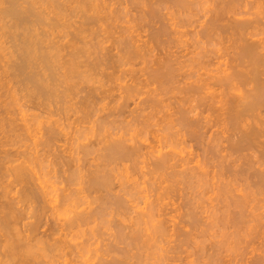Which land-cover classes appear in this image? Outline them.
Wrapping results in <instances>:
<instances>
[{"label":"rangeland","instance_id":"1","mask_svg":"<svg viewBox=\"0 0 264 264\" xmlns=\"http://www.w3.org/2000/svg\"><path fill=\"white\" fill-rule=\"evenodd\" d=\"M1 1V0H0ZM60 1V3L61 2H63V5L62 6H64L63 8H64V10L62 9V12L64 13H61L59 16H57L58 15V13H56L57 11H56V9H55V11L53 10L54 8H50L48 5H46L45 3H44V7H46V11H47V13L49 12L50 13V16L51 17H56V21H58L60 18V20L58 21V23L56 24V26H57V28H56V26L54 27L53 25H52V27L50 28V25H49V28L51 29H49L48 27H43V30L41 29L42 27H40V29L42 30V31H46L48 34L50 33L51 34V36H50V34H49V36H48V41L50 40V47L51 46H53V45H56L57 44V46L58 47H60V46H62L60 49V51H61V57L63 58V60L65 61H69L71 58V55H72V53L73 52H75L76 51V49L77 50H79L78 48H86L85 49V51L87 50V49H89V50H87V52H85L84 54H86V55H84L83 54V52H84V49H83V52H82V54L83 55H81L82 57L79 59L80 60V62L82 61L84 64L86 63V65L84 66V64H81L84 68H81V70L82 69H84L83 71H84V73L87 71V69L88 70H90V71H87L86 73H89L88 75H90V76H88V80L86 81V80H83V79H81V81L79 80L78 81V79L76 80V81H74L75 83H77V89L75 88V90H73V94L71 93V94H69V95H66V98H64V99H61V101H58L57 99H55L57 102H54V101H47V100H44L43 98H37V97H34V99H33V97H32V95L30 94V92L27 90L28 88L27 87H25L24 85H22L21 83H18L16 80H18L16 77H14V78H12V75L14 76V74H11L12 73V71L10 72L9 71V69H8V67L11 65V61H13L14 60V57H13V59L11 58V57H9V55L11 54L12 55V53L11 52H13L14 50V40L13 39H11V37H10V35L8 34V36H4L3 37V35L4 34H7V32L5 33L3 30H0V31H3L4 32V34H1L0 36H1V39H2V44H0L1 46H2V50H1V48H0V62H2V63H0V94H3V96H1L0 95V118H2V120L0 119V158L1 157H3L5 154H4V152L3 151H8L9 153H13L14 155H15V157H14V160H16L15 162L16 163H18V164H16L15 163V165H14V163L13 164H6L5 166L9 169V167H11V166H16V165H19V164H23L24 163V165H25V167L27 166V168H28V170H30V178H32V179H30L29 181H31V184L30 185H34L35 184V188H39V187H45V191H47V192H49L50 190H52L53 188H54V185H55V188L53 189L54 191L52 192V194L50 195V196H47L48 198L47 199H49V198H51V197H53L54 199H55V202H52V201H50L49 200V202H51L52 204H50V203H47L46 204V206L45 207H47V209H46V212L48 213V214H46V216H47V219L45 218V220L44 221H42V226H41V228H40V230H38V232L40 231L41 233L42 232H44V231H42V230H46V232H48L50 229H48V228H51V227H48V225H51V222L52 223H54V224H52L53 226L52 227H55V225L56 224H59L57 221L59 220V222L60 223H64V222H66V220H70L74 215H75V213L76 212H80V211H84V210H89L90 209V207L91 208H97L96 210L94 209V215L95 216H99V218H100V215H98V214H102L103 213V211H104V208H106L104 205L106 204V205H108L109 203H110V206H112V208L111 209H109L110 208V206H109V208L108 209H105V211H106V213H105V215H107V216H104L105 218H104V220L102 221V219L103 218H100V220L99 221H97V222H94V225L93 224H91V226H90V224L89 225H85L84 226V229H83V231L81 232L79 229H81V228H78V229H76V231H74L72 234H69L70 236H68L66 239H67V241L68 240H71V245H77V243L79 244L78 246H80V244H81V246L79 247V249L78 248H76L75 250H77V251H75L73 248H74V246L72 247V253L73 254H71V253H67L66 255H59V256H56V258H54V262H53V264H65L66 263V261H67V263L66 264H78V263H83V264H85V263H87V264H100L101 262H102V264H108L109 263V261L111 260L112 261V264H114V262L116 263V259L114 260V258L115 257H118V256H116V255H120V256H126V257H133L134 255H136V254H138L139 255V258L141 259V260H143V261H141V260H137L136 261V258L135 257H133V260H131V262H130V260L128 261L129 262V264H136V262H137V264H139V262H141V264H162V263H165V264H203V262L205 263V261L207 260L208 261V259L210 258V254L212 255V254H217V253H215V250H216V248L215 247H213L214 245L216 246V244L217 243H220L221 244V241H224V240H228V242L230 241H233L234 239H233V234H232V232H234L235 230L231 227L232 225H230L229 227H230V229H229V227H228V225H227V227H225V226H223V225H221V224H224V223H219V222H217V223H219V225H217L216 223V225L214 224V227H212V225H210L211 227H212V230H211V227L209 226V224L210 223H212L213 221V219H214V214H213V206L215 205V207H217V205L219 204L220 206H218L217 208L219 209V210H216L215 208H214V211H217L218 213L219 212H222V211H220V209L222 208L221 207V205H223V204H220V203H218V202H220V199H219V201L218 200H214V197H216V196H214V194H213V188L212 187H210L209 188V191H212V192H209L208 193V191L206 190L205 192H203V194L204 193H206V194H204V198L201 196V190L202 189H200V187H199V189H197V190H200V191H197V190H193V189H190L187 185H186V183H184V182H180L179 183V186H177L178 185V183H177V185H176V183H174V180L172 179V178H170L169 176L171 175V171H178V169L180 170V168H175V169H170V170H168L167 169V172H165L164 170L163 171H158V172H160V173H158V172H156V174H152V171L154 170V165H153V167L151 166L153 163H154V160H155V158L154 157H152V155L151 154H149L151 151L150 150H152V148H157L158 150L160 149V150H162L163 148V150L166 152L167 150H170L171 148H172V150L174 149V151L177 153V152H180V154H181V151L183 152L182 153V156L185 154V158H187V157H189V156H191V157H193L194 159H196L195 160V162L197 161V160H199V158H200V160L201 161H204L205 159H207V156H208V158L210 157V155L209 154H206L207 152V148L209 147V146H218L217 148L219 149V152H218V154L219 155H224V154H227V155H230V154H234V153H230L231 152V150L229 149H227L228 148V145L229 144H231V143H235L234 141H235V139L240 135L239 133H237V131H236V135H233V134H235V132L232 130H230V131H226V133H224L225 131L224 130H222V128L223 129H225L226 130V128H229V127H224L225 125H222V124H219V128L217 127V126H215V128L213 127V128H211L210 130L212 131H210L209 130V128L208 129H206V130H209V131H207L206 132V134L203 136V139H196L195 137H193V135L190 133V131H188V132H185L186 130H184V131H182V129H181V126H179L180 124H178V122H177V119L179 118V113H178V111H177V109H179L180 110V108H181V105L182 106H187V104H189L190 102H185V99H181L182 97L184 98H186L187 97V95L186 96H183L184 94L183 93H179L180 91H182L183 90V88H184V85H185V81L187 80V79H184L183 78V76H179V75H182V74H188V73H193V71L191 70V69H193L194 68V64H193V66H192V62L190 61H188L187 62V56H188V53H189V51H190V53L191 52H203V51H207L208 49V51H217V53L218 54H222L223 52V54H222V56H223V58H222V56H221V60H219V61H225V59H226V61L227 60H229L230 61V55H234L235 53H236V51H235V53H234V50H236V46H235V44H237V43H235L234 44V46H233V43H234V40H232L233 38H231V37H229V36H231V35H229V36H226L227 38H231V40L233 41V42H231L230 41V39H227L225 36H224V39L221 37V40H219L220 41V43H214V45H211V44H204V43H202L201 45H200V47H197V46H195V48L194 47H191L193 44H194V42H192L195 38H197V37H195L194 38V35L196 34V32H198L199 30H201V28H202V26H198V25H204V24H202L203 22H205V21H207V18H208V15H210V14H208V10L212 7V5L210 4V6L211 7H209V4H205V0H201V2L202 1H205L204 3L202 2V5L204 4V6H201V4H197L196 6H194L195 8H193V10H191L192 11V13H190V14H188L189 16L188 17H184L185 18V20L186 21H188L189 22V24L191 23V26L188 24V22H186V26L185 25H182L181 27H179L178 28V26H180V24L178 25V26H176V25H174L173 24V22L175 23V24H177V22L179 23V22H181V20H184V18L182 19L181 17L182 16H180V15H178L180 12H178V10H177V8H175V6H173V5H170V6H168V4H165L166 6H168V7H165V5H164V7L163 6H161L159 3H158V1L156 2V1H153V0H99V2H96V4L97 3H99L98 4V6H100L98 9H96V8H94V9H96V10H98V11H96V14H95V10L92 8V9H90V11H89V7L88 6H85L86 8H84V5H85V3H87V5H89V4H91V5H89L90 6V8L92 7V2H91V0H89L90 1V3H88V0H84L85 2H84V5H82V3H83V0L81 1V0H79V1H81V2H79L78 0L76 1V0H59ZM87 1V2H86ZM94 1V0H93ZM95 1H97V0H95ZM95 1H94V4H95ZM140 2V3H138V2ZM146 1V2H145ZM246 1H248V0H246ZM252 0H249V3L251 2ZM253 1H255V0H253ZM65 2H70V3H65ZM74 2V3H73ZM152 2V3H151ZM153 2H156V4H158L157 6L155 5V3H153ZM198 2V1H197ZM65 3V4H64ZM75 3H77V4H75ZM79 3H81V4H79ZM107 3V4H106ZM117 3V4H116ZM145 3V4H144ZM148 3V4H147ZM252 3H254V2H252ZM48 4V3H47ZM62 4V3H61ZM102 4V5H101ZM135 4V5H134ZM0 5H1V3H0ZM67 5V6H66ZM79 5H81V7H83V10H84V14H83V10L81 9H79V8H81ZM104 5H105V7H104ZM107 5H109V6H107ZM140 5H142V7H141V9H140ZM153 5V6H152ZM1 6H3V5H1ZM43 6H39V7H41V8H43V10H44V7ZM52 6V5H51ZM69 6V7H68ZM77 6H79L78 8H77ZM107 6V7H106ZM114 6V7H113ZM135 6H137V7H135ZM146 6V7H145ZM159 6V7H158ZM205 6H208V7H205ZM249 7H247V6H242L241 7V9H245V10H248L247 12H249L250 10L252 11V9L254 10L255 8H256V6L257 5H253V6H255V8H252V9H250L251 8V3H250V5H248ZM252 6V7H253ZM23 7V8H22ZM27 7V8H26ZM48 7V8H47ZM66 7V8H65ZM70 7H72V8H70ZM109 7V8H108ZM118 8V9H116V8ZM119 7H121V8H119ZM170 7V8H169ZM246 7H247V9H246ZM1 8V7H0ZM3 8V7H2ZM21 8L24 10H27L28 8H29V4L27 5V3H26V5L25 4H23V5H21ZM49 8H50V10H49ZM68 8V9H67ZM106 8H107V10L109 11H107L106 10ZM130 10L129 12H128V9ZM157 8V9H156ZM174 8V9H173ZM207 8H208V10H207ZM48 9V10H47ZM51 9H52V11H51ZM71 9V10H70ZM74 9V10H73ZM78 9V10H77ZM117 11H116V10ZM122 9V10H121ZM144 9V10H143ZM146 9V10H145ZM161 9V10H160ZM2 9H0V11H1ZM66 10H68V11H66ZM75 10H77L76 12H75ZM102 10V11H101ZM127 10V11H126ZM153 10V11H152ZM158 11L159 10V12L158 13H160V14H156V16L154 15V13H152V12H154V11ZM245 10H244V12H245ZM257 10V8L255 9V11ZM65 11L67 12V13H65ZM75 13H74V12ZM82 11V12H81ZM85 11H86V13H85ZM89 13H88V12ZM94 13H93V12ZM104 11V12H103ZM107 11V13H105ZM113 11V12H112ZM125 11H126V16L124 15L125 14ZM138 11H140V12H138ZM145 11V12H144ZM149 11V12H148ZM151 11V12H150ZM175 11V12H174ZM204 11H205V13H204ZM207 11V12H206ZM255 11H252V12H255ZM55 12V13H54ZM69 12V13H68ZM79 12V13H78ZM110 12H112V13H110ZM114 12H115V14H114ZM118 12H119V16H118ZM122 12V13H121ZM244 12L242 13V14H244ZM1 13V12H0ZM48 13V14H49ZM74 13V14H73ZM88 13V14H87ZM98 13V14H97ZM144 13V14H143ZM182 13H184V12H182ZM63 14V15H62ZM66 14V15H65ZM72 14V15H71ZM81 14V15H80ZM85 15L86 14V16L87 17H83V15ZM105 15V16H103V15ZM109 14V15H108ZM153 14V15H152ZM208 14V15H207ZM242 14L239 16V15H237V17L236 18H238L239 17V19H240V17L241 18H244V16H247V18L249 17V19H252L253 18V14H252V18H251V15H250V13H249V15L247 14V15H244V16H242ZM62 15V16H61ZM65 15V17H64V20L62 19L63 18V16ZM68 15V16H67ZM72 17H71V16ZM77 15H79L78 16V18H77ZM92 15H94V16H92ZM129 15V16H128ZM133 15H136V16H133ZM141 16V17H139V16ZM143 15V16H142ZM207 16V18L206 17H204V16ZM61 16V17H60ZM114 18H112V17ZM118 16V17H117ZM125 16V17H124ZM145 16V17H144ZM154 16V17H153ZM158 16V17H157ZM167 16V17H166ZM173 16H174V18H173ZM177 16V17H176ZM180 16V17H179ZM74 17H76L75 18V21H74ZM94 18V19H92V18ZM95 17H97L96 19H95ZM102 17V18H101ZM108 19H107V18ZM132 17V18H131ZM144 17V18H143ZM166 17V18H165ZM168 17H169V19H168ZM171 17V18H170ZM70 18V19H69ZM82 18H83V20H82ZM101 18V19H100ZM103 18L105 19L106 18V21H104L103 20ZM116 18V19H115ZM119 18H121L120 20H119ZM154 18H156L155 20H153ZM202 18V19H201ZM246 18V17H245ZM246 18V19H247ZM78 19V20H77ZM118 19V20H117ZM133 19V20H132ZM141 19V20H140ZM143 19V20H142ZM146 19V20H145ZM147 19H148V22H147ZM158 19H159V21H158ZM161 19V20H160ZM173 19V20H172ZM204 19H205V21H204ZM1 20L2 19H0V24H1ZM55 20V19H54ZM82 20V21H81ZM100 20V21H99ZM109 20V21H108ZM111 20V21H110ZM113 20L115 21L114 23H112L113 22ZM132 20V21H131ZM165 20V21H164ZM171 20H172V22H171ZM178 20V21H177ZM198 20V21H197ZM200 20V21H199ZM4 22H2V23H4V24H8V23H5V21L6 20H3ZM67 21V22H66ZM80 21V22H79ZM84 21V22H83ZM108 21V22H107ZM117 21H119L118 23H116ZM127 21V22H126ZM130 21V22H129ZM137 21V22H136ZM141 23H140V22ZM149 21H150V23H149ZM170 21V22H169ZM176 21V22H175ZM201 21H203V22H201ZM10 24H11V22L10 21H8ZM71 22H73V23H71ZM103 22V25L101 24ZM123 22H125V23H123ZM134 22V23H133ZM139 22V23H138ZM199 22V23H198ZM67 23V24H66ZM76 25H75V24ZM90 25H89V24ZM108 23V24H107ZM122 23V24H121ZM126 23H127V25H126ZM145 23H147V25L145 24ZM166 25H165V24ZM169 23H170V25H169ZM198 23V24H197ZM201 23V24H200ZM81 24H83V25H81ZM93 24V25H92ZM104 24H106V25H104ZM117 24V25H116ZM155 24V25H154ZM158 24V25H157ZM164 24V25H163ZM171 24H172V26H171ZM2 25V24H1ZM64 25H66V26H64ZM69 25V26H68ZM72 25H73V27H72ZM81 25V26H80ZM109 25V26H108ZM119 25V26H118ZM123 25V26H122ZM197 25V26H196ZM7 25H5V27H6ZM9 26V25H8ZM42 26H44V25H42ZM45 26H47V25H45ZM59 26V27H58ZM61 26V27H60ZM65 27V29H63L64 27ZM75 26V27H74ZM93 26V27H92ZM112 26V27H111ZM149 26V27H148ZM162 26H164V28H169L170 29V31H172V32H168L167 31V28L166 29H164V31H163V27ZM176 26V27H175ZM184 26V27H183ZM2 27H4V25H2ZM85 27V28H84ZM96 27V28H95ZM98 27H100L99 29H98ZM115 27V28H114ZM117 27V28H116ZM121 27V28H120ZM127 27V28H126ZM156 27V28H155ZM197 27V28H196ZM199 27H200V29H199ZM1 28V27H0ZM47 28V29H46ZM53 28V29H52ZM68 28V29H67ZM74 28V29H73ZM91 28V29H90ZM93 28V29H92ZM103 28V29H102ZM110 28V29H109ZM123 28V29H122ZM124 28H125V30H124ZM172 28H173V30H172ZM185 28V29H184ZM196 30H195V29ZM2 29H4V28H2ZM113 29V30H112ZM129 29V30H128ZM168 29V30H169ZM177 31H176V30ZM182 29V30H181ZM4 30H6V28L4 29ZM64 31L63 33H62V31ZM70 30V31H69ZM79 30V31H78ZM82 30V31H81ZM86 30V31H85ZM90 30V31H89ZM105 30H106V32H105ZM123 30V31H122ZM193 30L195 31V32H193ZM68 31V32H67ZM74 31H75V33H74ZM81 31V32H80ZM85 31V32H84ZM105 32V33H103V32ZM111 31V32H110ZM120 32V33H116V32ZM127 31V32H126ZM151 31H152V33H151ZM160 31V32H159ZM162 31L163 32H165V31H167V33H169V34H167L166 32V34L167 35H165V33H162ZM175 31H176V33H175ZM183 31H184V33H183ZM46 32H43L44 33V35L46 36V38H47V33ZM60 32H61V34H60ZM108 32V33H107ZM116 34H115V33ZM133 32V33H132ZM155 32L158 34H156L155 35ZM174 32V33H173ZM187 32V33H186ZM0 33H2V32H0ZM53 33V34H52ZM70 33V35H68ZM93 33V34H92ZM97 33V34H96ZM112 33H113V35H112ZM123 33V34H122ZM128 33V34H127ZM151 33V34H150ZM160 33V34H159ZM162 33V34H161ZM171 33V34H170ZM178 33V34H177ZM191 33V34H190ZM195 33V34H194ZM74 34V35H73ZM85 34V35H84ZM90 34V36H87V35H89ZM105 34L106 35H108V36H105ZM118 34H120V35H118ZM127 34V35H126ZM140 34V35H139ZM148 34V35H147ZM175 34V35H174ZM186 35V37H185V35ZM194 34V35H193ZM227 34H229V33H227ZM57 35V36H56ZM102 35V36H101ZM130 35H132L133 36V38H132V36H130ZM151 35V36H150ZM169 35V36H168ZM179 35H181V36H179ZM225 35H226V33H225ZM64 36V37H63ZM68 36V37H67ZM80 36H82V37H80ZM98 36V38H100V39H98V38H95V37H97ZM104 36V37H103ZM111 36H113V37H111ZM117 36H119L118 37V39L116 38ZM120 36H122V37H120ZM140 36V37H139ZM153 36V37H152ZM250 36V35H249ZM248 36V37H249ZM264 35H262V37H263ZM10 37V38H9ZM56 37V38H55ZM62 37V38H61ZM87 37V38H86ZM112 38V40H111V38ZM125 37V38H124ZM149 37V38H148ZM151 37V38H150ZM158 37V38H157ZM165 37V38H164ZM168 37V38H167ZM171 37V38H170ZM173 37V38H172ZM177 37V38H176ZM247 37V38H248ZM259 37H261V36H258V37H256V39L257 38H259ZM6 38V39H5ZM53 38V39H52ZM67 38V39H66ZM69 38V39H68ZM105 38V39H104ZM109 38V39H108ZM114 38V39H113ZM116 38V39H115ZM121 38V39H120ZM122 38H123V40H122ZM153 38H154V40H153ZM162 38V39H161ZM187 38V39H186ZM0 39V40H1ZM21 39V38H20ZM55 39V40H54ZM77 39H78V41H77ZM88 39V40H87ZM94 39V40H93ZM102 39H104L103 41H102ZM152 39V40H151ZM164 39V40H163ZM178 39V40H177ZM191 40V42H192V45H191V42H190V40ZM223 39V40H222ZM227 39V40H226ZM9 40V41H8ZM11 40V41H10ZM13 40V41H12ZM76 40V41H75ZM91 40V41H90ZM107 40H109V41H107ZM112 42H111V41ZM120 40H121V42H124V41H128V42H132L131 44L133 45H131V44H129L131 47H130V49L132 48V47H135L134 45H136V47L135 48H132L133 49V51L135 50V52L137 51V49L138 48H140V49H138V51L139 52H137V53H135V54H138V57L137 56H135L134 54H132V55H129V56H126V53H127V55H128V53L130 54L131 52L132 53H134L133 51H130V52H128L129 51V49H126V48H124L125 50H123L122 48H123V46H121L120 44H121V42H120ZM143 40V41H142ZM150 40V41H149ZM158 40V41H157ZM174 40V41H173ZM176 40V41H175ZM253 40H255V37H254V39ZM56 41V42H55ZM63 41L65 42L64 43V45L66 46V49H65V46L62 44L63 43ZM68 41H70V42H68ZM90 41V42H89ZM119 41V42H118ZM179 41H180V43H179ZM185 41V42H184ZM226 41V42H225ZM228 41V42H227ZM13 42V43H12ZM79 42V43H78ZM96 42V43H95ZM104 42V43H103ZM157 42H160V43H157ZM166 42V43H165ZM184 42V43H183ZM187 42V43H186ZM189 42V43H188ZM223 42V43H222ZM5 43V44H4ZM11 43V45L9 46V44ZM52 43V44H51ZM56 43V44H55ZM59 43V44H58ZM94 43H95V45H94ZM100 43V44H99ZM108 43V44H107ZM114 43H115V45H116V48H115V46H114ZM137 43V44H136ZM182 43V44H181ZM186 43V44H185ZM212 43V44H213ZM80 44V45H79ZM87 44V45H86ZM106 44V45H105ZM145 44V45H144ZM175 44V45H174ZM189 44H190V46H189ZM218 44V45H217ZM4 45H6L5 47H6V51H4L5 49H3V46ZM69 45V46H68ZM79 45V46H78ZM98 45V46H97ZM103 45V46H102ZM149 45H150V48H149ZM153 45V46H152ZM184 45H185V47H184ZM196 45V44H195ZM211 45V46H210ZM220 45V46H219ZM0 46V47H1ZM7 46H8V48H7ZM72 46V47H71ZM91 46V47H90ZM95 46H97V47H95ZM99 46H101V47H99ZM105 46V47H104ZM112 46V47H111ZM121 48H120V47ZM162 46V47H161ZM174 46V47H173ZM182 46V47H181ZM99 47V48H98ZM119 47V48H118ZM144 47V48H143ZM180 47V48H179ZM191 47V48H190ZM197 47V48H196ZM212 47V48H211ZM231 47H235L234 49L233 48H231ZM62 48H63V50H62ZM76 48V49H75ZM90 48H92L91 49V51H90ZM100 48H101V50H100ZM103 48V49H102ZM114 48V49H113ZM118 48V49H117ZM201 48V49H200ZM205 48H208V49H205ZM231 48V49H230ZM65 49V50H64ZM74 49V50H73ZM97 49V50H96ZM108 49L109 50H111V51H109V52H107L108 51ZM118 51H117V50ZM131 49V50H132ZM144 49V50H143ZM194 49V50H193ZM197 51H196V50ZM203 49V50H202ZM222 49V50H221ZM10 50V51H9ZM13 50V51H12ZM102 50H104L103 52H102ZM107 50V51H106ZM112 50H113V52H112ZM120 50V51H119ZM146 50H147V52L150 54H148L147 52H146ZM160 50H162V51H160ZM175 51V52H173V51ZM218 50H219V52H218ZM225 50V51H224ZM2 51H4V52H2ZM64 51H67V53L65 52L64 53ZM116 51H117V53H116ZM140 51H141V54H140ZM152 51V52H151ZM154 51V52H153ZM166 51V52H165ZM215 51V52H216ZM223 51V52H222ZM78 51H76L75 53H77ZM101 52H102V54H101ZM121 52V53H120ZM144 52V53H143ZM172 52V53H171ZM194 52V53H195ZM228 52V53H227ZM6 53V54H5ZM89 53H91V54H89ZM104 53V54H103ZM111 53V54H110ZM113 53V54H112ZM118 53H119V58L117 57L118 56ZM145 53H147V54H145ZM175 53V54H174ZM187 53V55H185ZM190 53H189V56L188 57H191L193 54L191 53V55H190ZM227 53V54H226ZM69 54V55H68ZM90 55V57H89V55ZM108 54H110L109 55V57L107 58V56H108ZM120 54H123V55H120ZM124 54H125V56H124ZM145 54V55H144ZM166 54V55H165ZM224 54H225V56H224ZM230 54V55H229ZM10 55V56H11ZM92 55V56H91ZM98 55V56H97ZM104 55L106 56V57H104ZM141 55V56H140ZM173 55V56H172ZM177 55H178V57H177ZM183 55H185L186 57H185V61H183L182 59H184V58H182V56ZM217 54H215V56H216ZM3 56V57H2ZM8 56V57H7ZM87 56V57H86ZM111 56V57H110ZM143 56V57H142ZM172 56V57H171ZM213 56V55H212ZM211 56V59H215V56H213L212 57ZM229 56V57H228ZM5 57H6V59H5ZM66 57V58H65ZM101 57H103V58H101ZM131 57V58H130ZM134 57H137L136 59H133ZM179 58V57H181V58H179L178 59V63H175V64H173V65H175L176 67V69L177 70H179V72H177L176 70H175V68H173L174 66H172V67H170L171 68V70L173 71V72H175L176 74L175 75H177V76H179L178 78H176V79H178V80H180V81H183V79H184V84L183 83H179V85L178 84H175V86L174 85H172L173 83H170L169 85H165V86H162V87H160L161 85H159V83H157L155 80H153V78H152V76H153V74L155 73V71H158V67L160 68V67H162L163 65H164V61L166 62V60H167V58ZM217 57V56H216ZM219 57V56H218ZM225 57V58H224ZM232 57V56H231ZM234 57V56H233ZM2 58V59H1ZM70 58V59H69ZM98 58V59H97ZM107 60H106V59ZM143 58V59H142ZM145 58V59H144ZM165 58V59H164ZM168 58V59H169ZM229 58V59H228ZM4 59V60H3ZM12 59V60H11ZM69 59V60H68ZM82 59H84V60H82ZM116 59H117V61H116ZM119 59V60H118ZM124 59V60H123ZM180 59H181V61H180ZM222 59H224V60H222ZM62 60V61H63ZM99 60V61H98ZM160 60H161V62H162V64H161V62H160ZM171 60H173V59H171ZM175 60V59H174ZM173 60V61H174ZM212 60V61H213ZM216 61H217V59H215ZM214 60V61H215ZM92 63H91V62ZM97 61V62H96ZM101 61V62H100ZM102 61H104V62H102ZM111 61H113L112 63H111ZM115 61V62H114ZM119 61V62H118ZM121 61V62H120ZM169 61V60H168ZM177 61V60H176ZM87 62H88V65L90 66V68H88L89 66H87ZM94 62H95V64H94ZM124 62V63H123ZM128 62V63H127ZM179 62L180 63H182V64H179ZM184 62V63H183ZM231 62V61H230ZM10 65H9V64ZM64 63H66V62H64ZM90 63V64H89ZM117 63H120V64H122L123 66L122 67H120V64H119V68H118V64ZM126 63V64H125ZM160 65H159V64ZM191 63V64H190ZM225 63V62H224ZM97 64V68H98V70H96L97 68L95 67V65ZM101 64H103V67H102V65ZM110 64H112L111 66H110ZM158 64V65H157ZM185 64H188V65H185ZM9 65V66H8ZM91 65H93V66H91ZM162 65V66H161ZM183 65V66H182ZM99 66H101L100 68H99ZM182 67V68H180V67ZM186 66V67H185ZM107 67H109L108 68V70H107ZM111 67H112V69H111ZM212 67H213V69H216L215 68V65L213 66L212 65ZM86 68V69H85ZM91 68H92V70H91ZM94 68V69H93ZM102 68V69H101ZM114 68H115V70H114ZM155 68V69H154ZM157 68V69H156ZM169 68V67H168ZM170 68H169V70H170ZM173 68V69H172ZM187 68V69H186ZM8 69V70H7ZM64 71H63V70ZM61 70L63 71V73L65 74L67 71H66V69L65 68H62ZM161 69V68H160ZM180 69H181V71H183V73L180 71ZM184 69V70H183ZM190 69V70H189ZM212 69V68H211ZM52 70H54V69H52ZM52 70L50 71V72H48V73H51L52 72ZM59 70V69H58ZM86 70V71H85ZM94 70V71H93ZM96 70V71H95ZM104 70V71H103ZM122 70V71H121ZM154 71V73H151V72H153ZM9 71V72H8ZM57 70L55 69V72H56ZM62 71H60L59 70V72H60V74H62ZM125 71H126V73H125ZM191 71V72H190ZM55 72H52V73H55ZM58 72V73H59ZM94 72V73H93ZM96 72V73H95ZM101 72V73H100ZM109 72L111 73L110 74V77H111V75L113 76V75H115L116 74V76L114 77H109ZM128 72V73H127ZM185 72V73H184ZM215 72H216V70H215ZM2 73V74H1ZM93 73V74H92ZM99 73L101 74V76L99 75ZM102 73H103V75H102ZM107 73V74H106ZM170 73H171V71H170ZM194 73H196L195 71H194ZM147 74H149V75H147ZM152 74V76H150ZM63 75V74H62ZM85 75V74H84ZM93 76V77H92ZM103 76V77H102ZM150 76V77H149ZM4 77H5V79H4ZM99 77V78H98ZM101 77V78H100ZM105 77V78H104ZM139 77V78H138ZM8 78V79H7ZM11 78V79H10ZM94 78V79H93ZM114 80H113V79ZM137 78V79H136ZM149 79V81H147L146 79ZM183 78V79H182ZM93 79V80H92ZM97 79V80H96ZM103 79H105V80H103ZM145 79V80H144ZM151 79H152V81H151ZM14 80V81H13ZM73 80H75V79H72L71 81H73ZM112 80V81H111ZM134 80V81H133ZM140 80V81H139ZM85 81L87 82V84H85ZM91 81V82H90ZM95 81V82H94ZM98 81H100V86H99V84H98ZM136 81V82H135ZM138 81V82H137ZM146 81V82H145ZM188 81V80H187ZM186 81V82H187ZM80 82H83V84H81ZM94 82V83H93ZM105 82V83H104ZM141 82V83H140ZM143 82V83H142ZM152 84H151V83ZM189 82V81H188ZM73 83V82H72ZM71 83V84H72ZM91 83V84H90ZM103 85H102V84ZM149 85H147V84ZM155 83V84H154ZM176 83H178L177 81H176ZM2 84V85H1ZM68 84V83H67ZM89 84V85H88ZM108 84V85H107ZM133 84V85H132ZM137 84H139V85H137ZM141 84V85H140ZM151 84V85H150ZM181 84H183V85H181ZM5 85V86H4ZM11 85V86H10ZM92 85V86H91ZM101 85H102V87H101ZM107 87H106V86ZM129 85V86H128ZM147 85V88H149V89H146L145 88V86ZM156 85V86H155ZM178 85V86H177ZM20 86V87H19ZM82 86V87H81ZM85 86H88V87H85ZM95 86V87H94ZM127 88V90H128V88H133L134 86L136 87V86H138L137 88H136V92H138L137 94H136V92H133L132 93V95L133 96H131V93H129L128 95H129V102H128V100H126V102H124L125 101V97H127L126 96V94L125 93H127V90L126 91H124L126 88ZM131 86H133V87H131ZM168 88H170V86H172L169 90H167V87ZM174 86V87H173ZM183 88H182V87ZM3 87H4V89L5 90H7V92L3 89ZM25 87V88H24ZM79 87V88H78ZM105 87V88H104ZM124 87V88H123ZM134 87V88H135ZM152 87H154L155 88V90H152ZM156 87H158V89L156 88ZM163 87H164V89H163ZM179 87V88H178ZM10 88V89H9ZM27 88V89H26ZM64 88V87H63ZM82 88V89H81ZM98 90H97V89ZM100 88V89H99ZM103 88V89H102ZM140 88V89H139ZM145 88V89H144ZM153 88V89H154ZM166 88V89H165ZM172 88H173V90H172ZM176 88V89H175ZM178 88V89H177ZM21 89V90H20ZM123 91H122V90ZM137 89H139L138 91H137ZM151 89V90H150ZM156 89H157V91H156ZM160 89V90H159ZM2 90H3V92H2ZM15 90V91H14ZM61 91H62V88L60 89ZM82 90V91H81ZM92 90H93V92H92ZM101 90V91H100ZM113 90V91H112ZM141 90V91H140ZM147 90V91H146ZM161 90H162V92H161ZM163 90H165V91H163ZM171 90V91H170ZM178 90V91H177ZM12 91L14 92L13 94H12ZM25 91H26V93H25ZM74 91H75V93H74ZM77 91H78V93H77ZM95 91V92H94ZM100 91V92H99ZM112 91V92H111ZM149 91V92H148ZM154 91V92H153ZM174 91V92H173ZM5 92H6V94H5ZM19 92V93H18ZM83 92V93H82ZM88 92V93H87ZM97 92H98V94H97ZM104 92V93H103ZM122 92V93H121ZM131 92H132V90H131ZM143 92V93H142ZM156 92V93H155ZM170 92H172V93H170ZM178 92V93H177ZM79 93H81V94H79ZM96 94V95H98L97 96V98H99L98 100H99V102L98 101H96L95 102V98H89V100L88 101H92V100H94V101H92L93 102V104H92V102H86L87 101V98L88 97H90V95L92 94V97L94 96V94ZM102 93V94H101ZM106 93V94H105ZM111 93H113V95H111ZM121 93V94H120ZM152 95H151V94ZM175 93V94H174ZM177 93V94H176ZM77 94V95H76ZM85 94V95H84ZM87 94V95H86ZM99 94H101V95H99ZM142 94V95H141ZM148 94V95H147ZM150 94V95H149ZM158 96H157V95ZM163 94V95H162ZM171 94H173V95H171ZM180 94V95H179ZM183 94V95H182ZM21 97H20V96ZM81 95V96H80ZM125 97H124V96ZM136 95V96H135ZM146 95H147V97H146ZM153 95H156V97H157V101L159 102H157V104L156 103H152L153 101H147L146 102V100H149V99H151L152 97H155V96H153ZM166 97H165V96ZM176 95V96H175ZM24 96V97H23ZM31 96V97H30ZM69 98H68V97ZM77 96V97H76ZM87 98H86V97ZM100 96V97H99ZM101 96H104V97H101ZM110 96V97H109ZM116 96H117V98H116ZM142 96V97H141ZM180 96V97H179ZM113 97V98H112ZM136 99H135V98ZM139 97H140V99H139ZM144 97H145V100H144ZM151 97V98H150ZM155 97V98H156ZM169 97H171V99L169 98ZM12 98V99H11ZM74 98V99H73ZM77 98V99H76ZM97 98H96V100H97ZM102 98V100L100 101V99ZM105 98V100L103 101V99ZM138 98V99H137ZM149 98V99H148ZM175 99V102H174V99ZM190 97H188V99H189ZM36 99V100H35ZM43 99V100H42ZM71 99V100H70ZM72 99H73V103H74V101H75V105L72 103ZM113 99V100H112ZM117 101V103H115L116 101ZM122 99H124L123 101H121ZM133 99H134V101H133ZM142 99H143V101H142ZM154 99V98H153ZM152 99V100H153ZM166 99V100H165ZM169 99V100H168ZM179 99V100H178ZM2 100V101H1ZM16 100V101H15ZM18 100V101H17ZM42 100V101H41ZM77 100H78V102H77ZM84 100H86V101H84ZM110 100V101H109ZM4 101V102H3ZM46 101V102H45ZM67 101V102H66ZM69 101H71V103L69 102ZM137 101V102H136ZM154 101H156V100H154ZM170 101V102H169ZM181 101V102H180ZM182 101H184L185 103H187V104H184V103H182ZM189 101H191V99L189 100ZM3 102V103H2ZM8 102V103H7ZM16 103L14 106L12 105V104H14V103ZM18 102V103H17ZM32 102V103H31ZM34 102V103H33ZM36 102V103H35ZM40 102V103H39ZM53 102V103H52ZM62 102V103H61ZM77 102V103H76ZM95 102V103H94ZM108 102V103H107ZM109 102H112V103H109ZM122 102L125 104H122ZM135 102V103H134ZM143 102V103H142ZM173 104H172V103ZM176 102H177V104H176ZM179 102V103H178ZM194 102V104H195V101H194V99L191 101V103H193ZM7 103V104H6ZM10 103V104H9ZM27 103V104H26ZM64 103V104H63ZM79 103V104H78ZM83 103H86V104H83ZM91 103V105L90 106H88V104H90ZM99 103V104H98ZM106 103V104H105ZM137 103V104H136ZM147 103V104H146ZM153 105H152V104ZM160 103H161V106H160ZM163 103H165V107H164V104ZM170 105V104H172V106L170 105V106H168V104ZM5 104V105H4ZM21 104V105H20ZM33 104V105H32ZM43 104V105H42ZM46 104V105H45ZM57 104H59V105H57ZM61 104V105H60ZM69 104H70V106H69ZM95 104V105H94ZM101 104V105H100ZM111 104H113V105H111ZM141 104V106H139ZM145 104V105H144ZM197 104V103H196ZM195 104V105H196ZM77 105V106H76ZM107 107H105V106ZM120 105H123L122 107L120 106ZM156 105V106H155ZM157 105H159L160 107L159 108H157L158 106ZM17 106V107H16ZM19 106V107H18ZM57 106V107H56ZM59 106V107H58ZM76 106V107H75ZM84 106V107H83ZM87 106L89 107V111H88V108H87ZM94 106H99L98 108H100L99 110H98V108H96V107H94ZM162 106H163V109H162ZM177 106V107H176ZM178 106H179V108H178ZM189 106V105H188ZM187 106V108H189ZM190 106H194L193 104L191 105L190 104ZM3 107V108H2ZM22 107V108H21ZM24 107V108H23ZM66 107V108H65ZM69 107H70V109H69ZM71 107L75 110H73V109H71ZM75 107V108H74ZM104 107V108H103ZM113 107V108H112ZM137 107V108H136ZM138 107H140L139 109H138ZM142 107V108H141ZM150 107V108H149ZM167 107H169V108H167ZM174 107V109L176 110H173L172 108ZM11 108V109H10ZM52 108V110H50ZM78 108H79V110H78ZM84 108V109H83ZM91 108V109H90ZM93 108H94V110L96 109L97 111H94L93 110ZM106 108V109H105ZM110 108V109H109ZM112 108V109H111ZM146 108V109H145ZM177 108V109H176ZM184 108H186V107H184ZM20 109V110H19ZM49 109V110H48ZM77 109V110H76ZM114 109V110H113ZM142 109V110H141ZM159 109H161V111L159 110ZM59 110V111H58ZM62 110V111H61ZM69 110H71V111H69ZM81 110H83V112L81 111ZM86 110V111H85ZM111 110V111H110ZM136 110V111H135ZM140 110V111H139ZM156 110V111H155ZM159 110V111H158ZM162 110H163V112H162ZM61 111V112H60ZM65 111V112H64ZM94 111V112H93ZM100 111V112H99ZM109 111V112H108ZM138 111V112H137ZM165 111H166V113H167V117L168 118H166V113H165ZM174 111V112H173ZM198 111L200 112V109H198ZM197 111V112H198ZM7 112V114H4V113H6ZM9 112V113H8ZM64 112V113H63ZM75 112V113H74ZM101 114H99V113ZM114 112V113H113ZM158 112V113H157ZM168 112H169V115H168ZM171 112V113H170ZM198 112V113H199ZM15 113V114H14ZM60 113H62V114H60ZM74 113V114H73ZM77 113V114H76ZM80 113V114H79ZM81 113H82V115H81ZM98 113V114H97ZM146 113V114H145ZM149 113H151V115L149 114ZM162 113H164V115L162 114ZM173 113V114H172ZM195 113V112H194ZM191 114V116L193 117V115H194V117H196L197 116V114L195 113V114ZM38 114V115H37ZM51 114H52V118H49L50 116H51ZM121 114V115H120ZM140 114V115H139ZM149 114V115H148ZM209 114H211L210 112L208 113V112H206V113H204L203 114V116H205V117H208V116H211V115H209ZM3 115H6V116H3ZM15 115V116H14ZM20 115V116H19ZM56 115V117H53V116H55ZM90 115V116H89ZM95 117H93V116ZM98 115H99V117H98ZM102 115H103V117H102ZM111 115V116H110ZM114 117H113V116ZM132 115V116H131ZM145 115V116H144ZM172 115V117H170ZM176 115V116H175ZM196 115V116H195ZM208 115V116H207ZM10 116V117H9ZM17 116V117H16ZM22 116V117H21ZM24 116V117H23ZM40 118H39V117ZM63 116V117H62ZM108 116H110V118L108 117ZM117 116H119V117H117ZM121 116V117H120ZM141 116V117H140ZM143 116H144V118H143ZM155 116V117H154ZM162 116V117H161ZM213 116H215V114H213L212 115V117ZM7 117V118H6ZM32 117H36L35 119H36V121H35V119L33 120V118ZM48 117V118H47ZM59 117V118H58ZM152 117V118H151ZM178 117V118H177ZM211 117V118H212ZM21 118V119H20ZM26 120H25V119ZM61 118V119H60ZM98 119V121L97 120H95V119ZM102 118V119H101ZM112 118V119H111ZM137 118H139V119H137ZM162 120H161V119ZM166 118V119H165ZM14 121H13V120ZM28 119H30L29 121H28ZM33 120V123L32 124H34V125H31V122H32V120ZM50 119V120H49ZM55 120V121H52V120ZM56 119H58V121L56 120ZM105 119H106V121H105ZM141 119H142V121H141ZM146 119V120H145ZM150 119V120H149ZM174 119V120H173ZM213 119V118H212ZM4 120V121H3ZM9 120H11L13 123H17V125H14L12 122H10ZM93 120H95V121H93ZM104 120V121H103ZM134 120V121H133ZM145 120V121H144ZM147 120H148V122H147ZM168 120V121H167ZM20 121V122H19ZM35 121V122H34ZM97 121V122H96ZM101 123H100V122ZM103 121V122H102ZM140 121V122H139ZM151 121V123H149ZM164 121V122H163ZM172 121V122H171ZM3 122H5V123H3ZM10 122V128H9V124L8 123ZM37 122V123H36ZM44 122V123H43ZM46 122V123H45ZM49 122H53V123H49ZM137 122V123H136ZM143 124H142V123ZM168 122V123H167ZM176 122V123H175ZM30 125H29V124ZM49 125H48V124ZM96 125H95V124ZM99 123V124H98ZM106 123V124H105ZM110 124V125H108V124ZM130 123V124H129ZM134 123H135V125H134ZM145 123H147V124H145ZM148 123H149V126H147L148 125ZM174 123V124H173ZM27 124V125H26ZM44 124H45V126H44ZM47 124V125H46ZM162 124H164V125H162ZM178 124V125H177ZM7 125V127H5V126ZM11 125H12V127H13V125L14 126H16L18 129H19V131H15V133L14 132H12L11 133V131H14V130H9V129H13L12 127H11ZM23 127H22V126ZM26 125V126H25ZM52 125V127L53 128H55L54 130H55V138L53 139V141L49 144V146L51 145V148L48 146V145H46V138H47V136L48 135H46L47 134V130H49L48 128L50 127ZM220 125L222 126V128L220 127ZM2 126L3 127H5L6 129H7V131H6V129L5 128H2ZM29 126V127H28ZM30 126H32V130H31V127ZM57 126V127H56ZM108 126V127H107ZM144 126H146V127H144ZM25 127V128H24ZM106 127V128H105ZM124 127V128H123ZM162 127V128H161ZM216 127H217V129H216ZM2 128V129H1ZM21 128H23L24 129V131H22L21 132ZM170 128H171V130H170ZM176 128V129H175ZM104 129V130H103ZM106 129V130H105ZM121 130V131H118V130ZM123 129V130H122ZM169 129V130H168ZM179 129V130H178ZM214 129V130H213ZM229 129H233L232 127L231 128H229ZM4 130V131H3ZM108 130H109V133H108ZM111 130V131H110ZM179 131V134L177 135V133H178V131ZM205 130V131H206ZM221 130V131H220ZM228 130V129H227ZM10 131V132H9ZM107 131V132H106ZM124 131V132H123ZM169 131V132H168ZM176 131V132H175ZM180 131H182L181 133H180ZM205 131H204V133H205ZM222 132L221 134L222 135H218V136H216V133L217 132ZM224 131V132H223ZM25 134H24V133ZM111 132V133H110ZM118 132V133H117ZM127 132V133H126ZM170 132H172L171 134H170ZM213 132H216L215 133V137L212 139H210L209 140V137L210 136H212L213 134ZM30 133H31V135H30ZM112 133H114V134H112ZM17 134H18V136H17ZM21 134V135H20ZM35 134V135H34ZM78 134H80V135H78ZM106 134V135H105ZM108 134V135H107ZM115 134H118L117 136L115 135ZM168 134V135H167ZM169 134L171 135V136H173V134H174V137H176V139H181V140H179L180 142H178V140H171V139H169V138H172L171 136H169ZM190 134L192 135V136H190ZM200 134H202V132L200 133ZM212 134V135H211ZM239 134V135H238ZM9 137H8V136ZM18 137H16V136ZM61 135V136H60ZM78 136V139H77V136ZM124 135H126V136H124ZM132 135V136H131ZM134 135H135V137H134ZM162 135H163V137H162ZM167 135V136H166ZM184 137H182V136ZM231 135H232V137H231ZM5 138H4V137ZM7 136V137H6ZM12 136V137H11ZM22 136V137H21ZM24 136V137H23ZM32 136V137H31ZM33 136H35V137H33ZM83 136V137H82ZM86 136V137H85ZM114 136H115V138H114ZM120 136H123V137H127V138H125V139H131V141L133 142H130L129 140L128 141H126V145L127 146H132L135 142H137V146H138V144H139V146H141V148H142V151H141V153H145L144 155L142 154V156H143V159H144V162H143V159H141L142 158V156L140 157V158H138L137 160V163L135 162V161H133V160H131L130 162L131 163H129L128 161L126 162V161H124V162H122V161H116V162H114L115 164L117 163V165H115L113 162H112V164H110L111 166H108L106 163H105V161L103 160L104 159V156L106 155V153L105 152H107L106 151V148H107V146L110 144V143H112V140H113V138L115 139V140H117ZM136 136H137V138H136ZM165 136H166V138H165ZM178 136V137H177ZM225 136V137H224ZM228 136V137H227ZM2 137H3V139H2ZM26 137V138H25ZM28 137V138H27ZM80 137V138H79ZM122 137V138H123ZM128 137H130V138H128ZM134 137V138H133ZM141 139H140V138ZM182 137V138H181ZM188 137V138H187ZM207 137V138H206ZM217 137V138H216ZM219 137V138H218ZM223 137V138H222ZM7 138V139H6ZM10 138V139H9ZM17 138V139H16ZM20 138V139H19ZM30 138V139H29ZM37 138H39V139H37ZM107 138H108V140H107ZM144 138V139H143ZM160 138V139H159ZM190 138V139H189ZM234 138V139H233ZM239 138V137H238ZM2 139V140H1ZM33 139V140H32ZM56 139V140H55ZM61 139H62V141H61ZM71 139H72V141H71ZM105 139H106V141H105ZM110 139V140H109ZM112 139V140H111ZM132 139H134L135 140V142H134V140H132ZM192 139V140H191ZM208 139V140H207ZM219 139V140H218ZM221 139V140H220ZM233 139V140H232ZM5 140V141H4ZM10 140H11V142H10ZM27 140V141H26ZM31 140V141H30ZM39 140V141H38ZM46 140V141H45ZM76 140V141H75ZM101 140V141H100ZM159 140V141H158ZM170 140V141H169ZM182 140H183V143H182ZM184 140H186V141H184ZM189 140V141H188ZM225 140V141H224ZM7 141V142H6ZM35 141V142H34ZM38 141V142H37ZM45 141V145H43L44 142ZM58 141H60V142H58ZM98 143H97V142ZM141 141V142H140ZM168 141H169V143H171V144H169L168 143ZM173 141H175V142H172ZM203 141V142H202ZM213 141V142H212ZM230 141H232V142H230ZM237 141V140H236ZM3 142V143H2ZM37 142V143H36ZM56 142V143H55ZM187 144H186V143ZM202 142V143H201ZM207 142V143H206ZM215 142H216V144H215ZM218 142V143H217ZM39 143V144H38ZM54 143V144H53ZM58 143V144H57ZM64 143L66 144V145H64ZM80 143V144H79ZM132 143V144H131ZM145 143V144H144ZM149 143H151V144H149ZM211 143V144H210ZM220 143V145H218ZM8 144H9V147H8ZM19 144V145H18ZM41 144V145H40ZM91 144V145H90ZM108 144V145H107ZM131 144V145H130ZM141 144V145H140ZM160 144V145H159ZM168 144V145H167ZM174 144H176V146H178L177 148H173L171 145H174ZM198 144V145H197ZM201 144V145H200ZM232 144V145H233ZM53 145H55V146H53ZM80 147H82L80 150H79V146ZM88 145V146H87ZM104 145V146H103ZM135 145H136V143H135ZM143 145H147L146 147L145 146H143ZM149 145H151V146H149ZM193 145V146H192ZM204 146V148H202L203 146ZM19 146V147H18ZM32 146V147H31ZM35 146V147H34ZM45 146H48V147H45ZM59 146V148H57V147ZM76 146V147H75ZM77 146H78V148H77ZM99 146V147H98ZM156 146V147H155ZM158 146V147H157ZM160 146V147H159ZM161 146L163 147V148H161ZM165 146L167 147V146H169V147H167V148H165ZM175 146V147H176ZM198 146V147H197ZM208 146V147H207ZM219 146H221V147H219ZM37 147V148H36ZM41 147V148H40ZM86 147V148H85ZM101 147V148H100ZM152 147V148H151ZM171 147V148H170ZM196 147V148H195ZM4 148V149H3ZM8 148V149H7ZM21 148V149H20ZM35 148V149H34ZM39 148V149H38ZM43 148V149H42ZM56 150H55V149ZM75 148V149H74ZM148 148V149H147ZM203 149V151H201L202 149ZM230 148V147H229ZM11 149V150H10ZM25 149V150H24ZM38 149V150H37ZM51 149V150H50ZM58 149H59V151L61 152H59L58 151ZM61 149H63V151L61 150ZM68 150V151H66V150ZM89 150V151H87V150ZM155 149H153V150H155ZM156 149V150H157ZM183 149V150H182ZM224 149V150H223ZM10 150V151H9ZM34 150V151H33ZM49 152H48V151ZM77 150V151H76ZM148 150V151H147ZM162 150V151H163ZM198 150V151H197ZM200 150V151H199ZM204 150H205V152H204ZM223 150V151H222ZM30 151V152H29ZM32 151V152H31ZM40 151V152H39ZM87 151V152H86ZM101 151V152H100ZM146 151V152H145ZM150 151V152H149ZM188 151V152H187ZM193 151V152H192ZM38 152V153H37ZM53 152V153H52ZM57 152V153H56ZM59 152V153H58ZM79 152V153H78ZM82 152V153H81ZM94 152V153H93ZM147 152H149V153H147ZM168 152V151H167ZM185 152H187V153H185ZM244 152V151H243ZM11 153V154H12ZM30 153V154H29ZM33 153V154H32ZM68 155H67V154ZM70 153V154H69ZM194 153H195V155H194ZM230 153V154H229ZM246 153L247 154H249L247 151H246ZM245 152L244 153H240V154H243V156H245L244 154H246ZM35 154H36V156H35ZM47 154V155H46ZM56 154H58L57 156L58 157H54ZM85 154V155H84ZM91 154V155H90ZM148 154V155H147ZM189 154H191V155H189ZM205 154V155H204ZM246 154V155H247ZM32 155V156H31ZM79 155V156H78ZM80 155H81V158H80ZM104 155V156H103ZM147 155V156H146ZM151 155V156H150ZM155 156H156V154H154ZM177 155H178V158H177V160L179 159V157H181V156H179V154L177 153ZM186 155H187V157H186ZM189 155V156H188ZM194 155V156H193ZM236 155H238V154H236ZM235 155V157H234V159L235 158H238L237 156ZM18 156V157H17ZM46 156V157H45ZM49 156V157H48ZM73 158H72V157ZM199 156V157H198ZM205 158H204V157ZM238 156H240V157H242V155H238ZM35 157V158H34ZM36 157H37V159H38V162L36 161L37 159H36ZM52 157H54V159H52ZM67 157V158H66ZM69 157V158H68ZM196 157V158H195ZM24 158V159H23ZM33 158V159H32ZM46 158H48V159H46ZM56 158V159H55ZM79 158H80V160H79ZM154 158V159H153ZM39 159H40V161H42L43 162V160H44V162H43V164H41V166H39ZM43 159V160H42ZM63 159V160H62ZM83 159H84V161H83ZM98 159H99V161H98ZM153 159V162L151 161ZM188 159V158H187ZM189 159L191 160V158L189 157ZM33 160V161H32ZM70 160V161H69ZM73 160V161H72ZM78 160V161H77ZM148 160H150L152 163H150V161H148ZM181 160V159H180ZM7 161H8V159L6 160V163H7ZM22 161H24V162H22ZM26 161V162H25ZM71 161H72V163H71ZM94 161V162H93ZM97 161V162H96ZM103 161H104V163H103ZM141 161H142V163H141ZM148 161V162H147ZM179 161V160H178ZM220 161V160H219ZM242 161V160H241ZM22 162V163H21ZM37 162V163H36ZM53 162V163H52ZM55 162V163H54ZM101 162V163H100ZM147 162V163H146ZM195 162H192V166L194 165L193 163H195ZM217 160H216V162L215 163H210L211 165L208 167H206V168H208V171H213L214 170V165H217L218 166V164H217ZM35 163V164H34ZM49 163V164H48ZM58 164V166L56 165L55 166V164ZM75 163V164H74ZM87 164V165H85V164ZM91 163V164H90ZM134 163V164H133ZM136 163V164H135ZM80 164V165H79ZM83 164V165H82ZM130 164V165H129ZM150 164V165H149ZM238 164H240V160L238 161ZM34 165H36V167L34 166ZM43 165V166H42ZM82 165V166H81ZM100 165V166H99ZM133 165H134V169L132 168L133 167ZM137 165V166H136ZM143 165V166H142ZM144 165H145V167L146 168H144ZM214 167H213V166ZM46 166V167H45ZM92 166H94V167H92ZM100 168H99V167ZM104 166V167H103ZM120 166V167H119ZM129 168H128V167ZM130 166H132V167H130ZM141 166V167H140ZM216 166V167H217ZM54 167H56V168H54ZM57 167H58V169H57ZM60 167V168H59ZM69 167V168H68ZM77 167H79V169L77 168ZM84 167V168H83ZM88 167V168H87ZM91 167V168H90ZM115 167V168H114ZM118 167V168H117ZM127 169H130V170H125L126 168ZM137 167V168H136ZM152 167V168H151ZM13 168V167H12ZM11 168V169H12ZM30 168V169H29ZM35 168V170H33ZM54 168V169H53ZM72 168V169H71ZM77 168V169H76ZM106 168V169H105ZM107 168H111L112 169V171L110 170V171H108L109 169H107ZM139 168V169H138ZM141 168V169H140ZM213 168V169H212ZM57 170V172H56V170ZM97 169H101V170H107V172H109V175L111 176V181H112V183H114V184H112L111 183V185H110V187L108 188V189H101L100 191H101V193H100V191L98 190V191H94L93 190V192L90 190L89 191V189L87 188V186H88V184H84V182L85 183H88V181H89V175H91L93 172H96L97 171ZM114 169V170H113ZM115 169H117V170H115ZM148 169H150L149 171H151V169H152V171L149 173L148 172V174L149 175H147V171H148ZM40 170V171H39ZM53 170V171H52ZM75 170H76V172H75ZM81 172H80V171ZM84 172H83V171ZM89 170V171H88ZM124 170H125V172H124ZM166 170V169H165ZM59 171V172H58ZM68 171V172H67ZM98 171H100V170H98ZM120 171H122V172H120ZM127 171V172H126ZM140 171V173H138ZM141 171H142V173H141ZM48 172V173H47ZM51 172V173H50ZM64 172V173H63ZM129 172V173H128ZM162 172V173H161ZM171 172V173H170ZM39 173V174H38ZM67 173H69V174H76V175H78V177L76 178L77 180H75V181H73V185L72 184H68L67 183V180H65L66 179V177H68V176H70L69 174L67 175ZM81 173V174H80ZM84 175H83V174ZM128 173V174H127ZM135 173V174H134ZM146 175H144V174ZM154 173V172H153ZM167 173H168V175H167ZM58 174V175H57ZM120 174H121V176H120ZM123 174V175H122ZM126 174V175H125ZM129 174H130V176H129ZM137 174V175H136ZM151 174H152V176H151ZM164 174H165V176H164ZM49 175V176H48ZM52 175V176H51ZM80 175V176H79ZM140 175H142V178H141V180H140ZM157 175H158V177H157ZM15 176V175H14ZM14 176H12V175H10V176H7L6 178H5V180H3V181H5V182H3L2 183V186L0 185V204L1 203H5V202H11L10 204H13V208H15V210L14 211H16L17 212V209L19 210L18 212H17V214H15V215H17V216H19V221H16V219H15V221L16 222H18V223H16L15 221H12V227L14 228H16L17 230H18V232H21V233H23V234H27L28 233V223H30L31 221H34V220H31V219H27V215H25L26 213V207H27V209L29 208V206L30 205H36V204H34V203H37L36 201L35 202H33L35 199L34 198H32V196H31V199H30V201H26V200H21V197L19 198V196L20 195H18L17 193H20V190H21V186H23V185H19V183H18V180H16L15 178L16 177H14ZM66 176V177H65ZM88 176V177H87ZM136 176V177H135ZM154 176H155V179H154V182H155V185H154V187H159L158 185H160V184H162V185H160V186H165V184L166 183H161L162 181L163 182H167V184H169V186L170 185H172L171 184V180L173 181L172 183H174L175 185H176V190L173 188V189H168V190H170L171 192L168 194H166V197H165V199H168L167 201H166V203L168 202L169 203V205L170 206H168L167 207V209H166V212H167V216L165 215V218L168 220H166V227H168L167 228V232H166V234H165V237L163 238L162 237V240L163 241H161L160 242V239H159V242H157L155 245H156V247H155V245L154 244H151L149 247L147 246V247H144L145 248V250L144 249H142L141 251H138L137 250V248L136 247H132V248H130L129 246H125V244H123L122 242H120L119 240L117 241V237H116V234L118 235V230H119V228L120 227H122V229L121 230H123V228H124V230H125V232L127 233V232H129L130 231V228L135 224V221L136 220H132V218L131 217H133V219H138V218H136L137 216H136V214H137V212H139V209L140 208H143V207H145L146 205V201H149V200H153V198H155V196L157 195V191L156 190H153L154 188H152L153 186H151V184L153 185L154 183L152 182L153 181V179H150V178H154ZM59 177V178H58ZM124 177H126V179H124ZM128 177V178H127ZM129 177H130V181H129ZM147 177V178H146ZM163 177V178H162ZM165 177H168V178H165ZM8 178H9V181L11 182V187L15 190H13L11 187H10V185H9V189H11L12 191H11V193H9V194H11V195H8V196H10V200H9V197L8 196H6L7 198L6 199H4V197H3V195L1 194L2 192L4 193V190H5V186H7L8 184H10V182L8 181ZM40 178V179H39ZM87 178V179H86ZM139 178V179H138ZM150 179V180H146V179ZM156 178H159V179H161L162 178V180H159V179H156ZM165 178V179H164ZM218 178V177H217ZM215 179L214 178V180L213 179H211L210 181H211V183L214 181V182H216L217 180H219V179ZM39 179V180H38ZM52 179V180H51ZM59 179V180H58ZM61 179V180H60ZM118 179V180H117ZM128 179V180H127ZM164 179V180H163ZM167 179H169L170 181H168ZM14 180H16V181H14ZM49 180V181H48ZM83 180V181H82ZM114 180V181H113ZM115 180H116V182H115ZM123 180V181H122ZM128 181V183H127V181ZM132 180H133V182H132ZM136 180V181H135ZM144 180V182H142ZM167 180V181H166ZM194 180V179H193ZM193 180H192V182H193ZM8 181V182H7ZM34 181H36L35 183H33ZM53 181V182H52ZM79 183H78V182ZM87 181V182H86ZM126 181V182H125ZM135 181V182H134ZM138 181V182H137ZM146 181V182H145ZM159 181H161V182H159ZM59 182H62V183H59ZM147 182H148V184H147ZM152 182V183H151ZM16 183V184H15ZM54 185H53V184ZM56 183V184H55ZM63 183H64V186H63ZM80 183H81V185H80ZM83 183V184H82ZM127 185H125V184ZM133 183H135V184H137L136 186H138V188L139 189H137L138 191L139 190H141V191H139V192H137V190H136V192H134V193H136V196H133L134 194H132V196H133V199L135 198V197H137V195H138V197L136 198V199H138L136 202H134V200L132 199V197H131V194H130V197H129V195H128V193H127V190H128V192H129V188L130 189H132V186L133 187H135V184L133 185ZM143 183V184H142ZM145 183V184H144ZM158 183H160V184H158ZM194 183V182H193ZM197 183V182H196ZM195 183V185L197 186V184ZM6 184V185H5ZM13 184H14V187H13ZM59 184H61V185H59ZM68 184V185H67ZM124 184V185H123ZM131 184H132V186H131ZM166 184V185H167ZM180 184H182V185H184V186H182V185H180ZM238 185H235V187L236 186H238V187H236V188H239L240 187V184L239 183H237ZM4 185V186H3ZM18 185V186H17ZM28 185H29V183H28ZM43 185V186H42ZM49 185H51V187H52V185H53V188H51L50 190L48 189V188H50V186ZM78 185V186H77ZM113 185V186H112ZM122 185V186H121ZM141 185L143 186V187H141ZM150 185V186H149ZM189 185V184H188ZM46 186H49V187H46ZM67 186V187H66ZM70 186H72V187H70ZM84 186H85V189H83L84 188ZM121 186V187H120ZM126 186V187H125ZM128 186H129V188H128ZM145 186H148V187H145ZM186 186V187H185ZM192 186V185H191ZM196 186H193V187H196ZM2 187H3V189H2ZM5 187V188H4ZM8 187V186H7ZM33 187V188H34ZM165 187H167V186H165ZM182 188V190H181V188ZM188 187V188H187ZM234 187V188H235ZM242 187V186H241ZM18 188H20V189H18ZM76 188H78V189H76ZM124 188H125V190L126 191H123L124 190ZM183 188H185V189H183ZM192 188V187H191ZM56 189V190H55ZM68 189H69V191L70 190H74V191H76V192H78L77 194H78V197L79 198H82V199H79L78 197L75 199V201L73 202V203H71L70 205H68V203L67 204H62V205H60V203H59V201H58V199L59 200H61V198H62V195L66 192H68ZM76 189V190H75ZM80 189L82 190L81 192H80ZM87 189V190H86ZM135 189V188H134ZM143 189V190H142ZM144 189H145V191H144ZM152 189V190H151ZM156 189V188H155ZM187 189H188V191H187ZM196 189V188H195ZM240 189H243V188H240ZM3 190V191H2ZM18 190V191H17ZM49 190V191H48ZM66 190V191H65ZM86 192H85V191ZM110 190V191H109ZM121 190V191H120ZM178 190V191H177ZM194 193V191H195V197L193 196V193L191 192V191ZM236 190H239V189H236ZM236 190L234 191V193L236 194V196L237 195H239V193H240V191L237 193L236 192ZM9 191V190H8ZM13 191L15 192V193H13ZM37 191V190H36ZM39 192L40 191H42V190H38ZM55 191H57V192H55ZM65 191V192H64ZM134 191V190H133ZM142 191H143V193H142ZM155 191V192H154ZM174 191V192H173ZM181 191H183V192H181ZM187 191V192H186ZM189 191H190V193H189ZM253 191H256V189H254ZM17 192V193H16ZM64 192V193H63ZM91 192H92V194H91ZM97 192V193H96ZM113 192V193H112ZM122 192H123V194H122ZM125 192V193H124ZM181 192V193H180ZM200 194H199V193ZM80 193V194H79ZM103 193V194H102ZM117 193V194H116ZM138 193V194H137ZM141 193V194H140ZM156 193V194H155ZM176 195H175V194ZM182 193H184V194H182ZM186 193H187V196H186ZM189 193V194H188ZM234 193H233V195H234ZM241 193H243L242 191H241ZM111 196H110V195ZM122 194V195H121ZM139 194H140V196H139ZM174 194V195H173ZM196 194H199V196L197 197L196 196ZM118 195V196H117ZM121 195V196H120ZM154 195V196H153ZM182 195H183V197H182ZM217 195V194H216ZM254 195V194H253ZM252 195V196H253ZM36 196V195H35ZM35 196H33V197H35ZM57 196V197H56ZM97 196V197H96ZM121 197V198H123V200L127 203L126 204V206H125V209H123L122 211H120V213H119V209H117L116 207H115V205H113V204H111V202H112V200L114 199H112L111 197ZM124 196H126V198L127 199H125V197ZM149 196V197H148ZM151 196V197H150ZM171 196V197H170ZM175 196V197H174ZM186 196V197H185ZM193 196V197H192ZM235 196V195H234ZM252 196H251V198H252ZM255 196H256V198H255ZM15 197V198H14ZM142 197V198H141ZM178 197V198H177ZM200 197H202L201 199H200ZM221 197V196H220ZM220 197H218V198H220ZM259 197H262V196H258L257 194H255L254 196H253V198L252 199H250V202H251V200H254V198H255V203H252L253 205H254V208H255V210H254V208H253V211L251 210L252 209V207H253V205L252 204H250V202H249V204H248V210H247V214H251L250 215V219L249 218H247V217H245V219H247L248 221L249 220H251L250 222H249V225H250V223H251V226H253V228H254V226L255 227H257V225L259 224V226L255 229V232H256V230H257V232L259 231L260 233H262V236H260V240L259 241H256V251L253 253L254 255H259V254H261V255H264V240H262V239H264V218H262V217H264V216H262L264 213V201H262V203H260L259 201H260V199L262 200V198H260V199H258ZM16 199L17 198V200H15L14 201V199ZM40 198V197H39ZM38 198V199H39ZM151 198V199H150ZM172 200H170V199ZM176 198V199H175ZM189 199V201H188V199ZM192 198H197L196 200H194V199H192ZM223 198V197H222ZM33 199V201H31ZM78 199V200H77ZM95 199H96V202H95ZM104 199V200H103ZM109 199V200H108ZM112 199V200H111ZM143 199V200H142ZM146 199H148V200H146ZM175 199V200H174ZM190 199L192 200V204H191V202H190ZM258 199V200H257ZM28 200V199H27ZM87 202H86V201ZM184 200V201H183ZM185 200L187 201V202H185ZM38 201V200H37ZM40 201V203L41 202H43L42 200H39ZM38 201V202H39ZM77 201H78V203H77ZM98 201V202H97ZM130 201V202H129ZM145 201V202H144ZM195 201V202H194ZM221 201H222V199H221ZM17 204H16V203ZM33 202V203H32ZM58 204H57V203ZM85 202V203H84ZM93 204H92V203ZM107 202V203H106ZM109 202V203H108ZM22 203V204H21ZM32 203V204H31ZM84 203V204H83ZM89 203V204H88ZM92 205H91V204ZM97 203V204H96ZM103 203H104V205H103ZM136 203V204H135ZM195 203V204H194ZM198 205H197V204ZM222 203V202H221ZM257 203V204H256ZM258 203H259V205L260 206H258ZM9 204V203H8ZM27 204V205H26ZM78 204V205H77ZM80 204V205H79ZM82 204L84 205V206H82ZM99 204H100V206H102V207H99L98 208V206H99ZM102 204V205H101ZM140 204H142V205H140ZM143 204H144V206H143ZM173 204V205H172ZM189 204V205H188ZM190 204L192 205L191 207H190ZM18 205V206H17ZM38 205V204H37ZM47 205H49V206H47ZM58 205H60V206H58ZM66 205V206H65ZM73 205V206H72ZM75 205H76V207H75ZM133 205V206H132ZM137 205H138V207H137ZM175 205V206H174ZM201 205V206H200ZM257 205V206H256ZM263 205V206H262ZM23 206V207H22ZM32 206H30V207H32ZM69 206V207H68ZM72 206V207H71ZM82 206V207H81ZM90 206V207H89ZM97 206V207H96ZM113 206L116 208H114L113 209ZM129 206V207H128ZM132 206V207H131ZM193 206H194V208H193ZM250 206H251V211L249 212V208H250ZM53 207V208H52ZM55 207V208H54ZM86 207V208H85ZM127 207V208H126ZM132 209H131V208ZM133 207H134V209L135 210H133ZM174 207V208H173ZM190 207V208H189ZM195 207H196V209H195ZM199 207V208H198ZM200 207H202V208H200ZM209 207H211V208H209ZM213 207V208H212ZM262 207V208H261ZM23 208V209H22ZM71 208V209H70ZM74 208V209H73ZM89 208V209H88ZM100 208L102 209L103 208V210H102V212L100 211ZM209 208V209H208ZM53 209H55L56 210V213L54 212V215L55 216H53V213H51L52 212V210ZM61 209H62V211H61ZM76 209V210H75ZM84 209V210H83ZM194 211V209H195V211H194V213L196 214V219H198L197 220V222L195 223V221H193V218H192V210ZM21 210H22V212H21ZM97 210H99V212L97 211ZM115 210H117L116 212H115ZM128 210H130V212L128 211ZM172 210V211H171ZM185 210V211H184ZM208 212H207V211ZM49 211H50V213H49ZM69 211V212H68ZM75 211V212H74ZM97 211V212H96ZM104 211V212H105ZM113 211H114V213H113ZM175 211V212H174ZM180 211H182V212H180ZM190 211V213H188ZM15 212V213H16ZM72 212H73V215H72ZM109 212V213H108ZM118 212V213H117ZM133 212V213H132ZM165 212V213H166ZM201 212V213H200ZM20 213H21V216H23L24 217V215H25V217H26V219H25V217L24 218H22L21 216H20ZM22 213H24V214H22ZM71 213V214H70ZM123 213V214H122ZM127 213V214H126ZM181 213V214H180ZM187 213V214H186ZM193 213V214H194ZM200 213V214H199ZM223 213V212H222ZM246 213V212H245ZM253 213V214H252ZM70 214V215H69ZM113 214V215H112ZM116 214V215H115ZM129 214V215H128ZM135 214V215H134ZM173 214V215H172ZM189 214H191V215H189ZM195 214H194V216H195ZM206 214V215H205ZM213 214V215H212ZM216 214V213H215ZM220 214V213H219ZM218 214V215H219ZM260 214V215H259ZM93 215V214H92ZM93 215V216H94ZM103 215H104V213H103ZM109 215V216H108ZM118 215V216H117ZM126 215V216H125ZM128 215V216H127ZM132 215V216H131ZM212 216V218L210 217V216ZM222 215V214H221ZM221 215H220V217H221ZM227 215H228V213H227ZM245 215V214H244ZM258 215V216H257ZM122 218L123 217V219H121L120 217ZM173 216V217H172ZM214 216V217H213ZM245 216H248V215H245ZM254 216V217H253ZM50 217H51V219H50ZM67 217H68V219H67ZM109 217V218H108ZM117 217V218H116ZM129 219V217H130V219H131V221L130 220H128L127 218ZM135 217V218H134ZM164 217V216H163ZM206 217V218H205ZM222 217H223V215H222ZM28 218H30V217H28ZM119 218V219H118ZM125 218H126V220H128L129 222H127L126 220H125ZM253 218V219H252ZM49 219V220H48ZM162 219H164V218H162ZM200 219V220H199ZM261 219V220H260ZM21 220H24V221H21ZM30 220V221H29ZM46 220H48V221H46ZM62 220V221H61ZM106 220V221H105ZM123 220V221H122ZM165 220V219H164ZM175 220V221H174ZM183 220V221H182ZM225 220H226V215H225ZM28 221V222H27ZM46 221V225H45V227H44V222ZM51 221V222H50ZM101 221V222H100ZM115 221V222H114ZM127 222L126 224L124 223V222ZM193 221V223H189V222H192ZM204 221V222H203ZM208 221V222H207ZM246 221V220H245ZM260 221V222H259ZM22 224H21V223ZM57 222V223H56ZM108 222V223H107ZM131 222V223H130ZM133 222H134V224H133ZM137 222V221H136ZM176 222H177V224H176ZM99 223V224H98ZM103 223V224H102ZM107 223V224H106ZM114 223V224H113ZM130 223V224H129ZM170 223H172V224H170ZM195 223V224H194ZM226 223V222H225ZM261 223V224H260ZM20 224H21V226H20ZM25 224V225H24ZM100 224H101V226H100ZM106 224V225H105ZM110 224H112V225H110ZM122 226H121V225ZM128 224H129V226H128ZM189 224V225H188ZM199 224V225H198ZM213 224V223H212ZM22 225H23V227H22ZM28 225V226H27ZM109 225V226H108ZM126 226V227H124V226ZM169 225H172L171 227L169 226ZM175 225V226H174ZM194 225H196V227H193ZM206 225H207V227H206ZM94 226V227H93ZM101 228H100V227ZM106 226V227H105ZM112 226V227H111ZM205 226V227H204ZM208 226H209V228H208ZM219 226V227H218ZM222 226H223V228H222ZM46 227H48V228H46ZM114 227V228H113ZM200 227H202V228H200ZM44 228V229H43ZM90 228V229H89ZM94 228V229H93ZM116 228V229H115ZM185 228V229H184ZM205 228V230H208L207 232L205 231V233H204V229ZM228 228V229H227ZM15 229V230H16ZM51 229H53V228H51ZM88 229V230H87ZM99 229V230H98ZM115 229V230H114ZM118 229V230H117ZM171 229V230H170ZM176 229L178 230V232L176 231ZM179 229H181V230H179ZM226 229H227V231H226ZM17 230H16V232H17ZM27 230V231H26ZM79 230V231H78ZM91 230V231H90ZM98 230V231H97ZM114 230V231H113ZM123 230V231H124ZM127 230H129V231H127ZM170 230V231H169ZM12 231H14V229H12ZM53 231H58L57 229H56V227L54 228V230H51L50 231V233L48 232V233H44V234H46V236H45V238L47 237V235H49V234H51V233H53ZM78 231V232H77ZM87 231V232H86ZM96 231V232H95ZM173 231V232H172ZM176 231V232H175ZM186 231V232H185ZM263 231V232H262ZM5 232V231H4ZM40 232L38 233V234H40ZM77 232V233H76ZM93 232V233H92ZM117 232V233H116ZM171 232V233H170ZM180 232V233H179ZM191 232V233H190ZM227 232V233H226ZM256 232V233H257ZM58 233V232H57ZM56 232L55 233H53V235H55V234H57ZM59 233H60V231H59ZM58 233V234H59ZM83 233V234H82ZM114 233V234H113ZM167 233H169L168 235L170 236H168L167 235ZM176 233V234H175ZM4 233L3 232H1V235H0V241H2L3 242V240H4V238H6V236L5 235H3ZM37 234V233H36ZM37 234V236H39ZM43 234V233H42ZM78 234V235H77ZM93 234V235H92ZM178 234V235H177ZM189 234H191L190 236H189ZM227 234V237H225V235ZM60 236H61V233L59 234ZM73 235H75V236H73ZM111 237H109V236ZM179 235H180V237H179ZM231 235V236H230ZM3 236H4V238H3ZM27 236V235H26ZM40 236H41V234H40ZM43 236V235H42ZM42 236H41V238L40 239H42ZM43 236V237H44ZM56 236H58V235H56ZM178 238H177V237ZM241 236H242V234H241ZM113 237V238H112ZM182 237V238H181ZM186 239H185V238ZM193 237V238H192ZM205 237V238H204ZM2 238V239H1ZM58 238V237H57ZM72 238V239H71ZM76 238H77V240H76ZM109 238V239H108ZM188 238V239H187ZM195 238V239H194ZM262 238V239H261ZM174 240V241H172V240ZM198 239V240H197ZM200 239V240H199ZM47 240V239H46ZM110 240V241H109ZM165 240V241H164ZM168 240V241H167ZM180 240V241H179ZM188 240H190V242L188 241ZM196 240H197V242H196ZM205 242H204V241ZM257 240V239H256ZM262 240V241H261ZM45 241V240H44ZM111 242L112 244H110L109 242ZM113 241V242H112ZM167 241V242H166ZM169 241H171V242H169ZM178 241V242H177ZM193 241V242H192ZM200 241V242H199ZM225 241V242H226ZM261 241V242H260ZM1 242V243H2ZM79 242H81V243H79ZM84 242V243H83ZM164 244H163V243ZM229 242V243H230ZM108 243H109V245H108ZM122 243V244H121ZM162 243V244H161ZM196 243V244H195ZM201 243V244H200ZM203 243V244H202ZM4 244V243H3ZM84 244V245H83ZM119 244V245H118ZM160 244V245H159ZM173 244V245H172ZM192 246H191V245ZM111 245H114V246H112L111 247ZM118 245V246H117ZM122 245V246H121ZM127 245V244H126ZM163 245V246H162ZM180 245V246H179ZM212 245V246H211ZM77 246V247H78ZM84 246V248H82ZM106 246V247H105ZM110 248H109V247ZM153 248H152V247ZM160 246V247H159ZM170 248H169V247ZM171 246H172V248H171ZM183 248H182V247ZM185 246V247H184ZM204 246V247H203ZM260 246V247H259ZM114 247V248H113ZM120 247H121V249H120ZM129 247V248H128ZM174 247V248H173ZM175 247H176V249H175ZM180 247V248H179ZM203 247V248H202ZM109 248V249H108ZM119 248V249H118ZM125 248V249H124ZM168 248V249H167ZM201 248V249H200ZM209 248H210V250H209ZM213 248H215V249H213ZM37 249H38V247L36 246L35 247V249H34V255H35V253H37L36 251H37ZM82 249V250H81ZM86 249V250H85ZM108 249V250H107ZM115 251H114V250ZM129 249V250H128ZM135 249V250H134ZM140 249V248H139ZM166 250V251H164V250ZM173 249V250H172ZM178 249V250H177ZM203 249V250H202ZM36 250V251H35ZM69 250H71V249H68V252H69ZM81 250V251H80ZM120 250H121V252L122 251H124V252H126V250H127V252L129 253V254H127L126 255V253H124V252H120ZM130 250H131V252H130ZM148 250H150V251H148ZM168 250V251H167ZM197 250H199V251H197ZM205 250H208V251H205ZM212 250V251H211ZM214 250V251H213ZM261 250H262V252H261ZM99 251V252H98ZM100 251H102V252H100ZM107 251V252H106ZM111 251V252H110ZM147 251V252H146ZM169 251H172L171 253H169ZM202 251V252H201ZM218 251V250H217ZM259 251V252H258ZM113 252H115V253H113ZM118 252V253H117ZM122 254H120V253ZM142 252V253H141ZM167 254H166V253ZM177 252V253H176ZM195 252V253H194ZM196 252H197V254H196ZM199 252V253H198ZM207 252V253H206ZM210 252V253H209ZM107 253H109V254H107ZM125 255H124V254ZM135 253V254H134ZM150 253V254H149ZM169 253V254H168ZM179 253V254H178ZM183 253V254H182ZM99 254V255H98ZM105 254V255H104ZM106 254H107V256H106ZM131 254V255H130ZM141 254H143V255H141ZM146 254V255H145ZM161 254H162V257H161ZM178 254V255H177ZM207 254V255H206ZM36 255H38V253L36 254ZM72 255H73V257H72ZM82 255V256H81ZM102 255V256H101ZM109 255V256H108ZM112 255V256H111ZM141 255V256H140ZM173 255V256H172ZM177 255V256H176ZM193 255V256H192ZM69 256V257H68ZM102 258H101V257ZM143 256H145V258L143 257ZM170 256V257H169ZM180 258H179V257ZM189 256V257H188ZM201 256V257H200ZM208 256V257H207ZM63 257V258H62ZM75 257H77V258H75ZM106 257V258H105ZM111 257V258H110ZM122 257H119L117 260H119L120 258L123 260V258ZM166 257V258H165ZM174 257V258H173ZM182 257V258H181ZM196 257V258H195ZM205 257V258H204ZM58 258V259H57ZM62 258V259H61ZM70 260H69V259ZM72 258V259H71ZM79 258V259H78ZM99 258V259H98ZM102 259V261H101V259ZM160 258H161V263H160V261H158V259L160 260ZM176 258V259H175ZM189 258V259H188ZM202 258V259H201ZM76 261H75V260ZM120 259V260H121ZM164 259V260H163ZM166 259V260H165ZM169 259V260H168ZM178 259H180V260H178ZM191 259V260H190ZM73 260V261H72ZM81 260V261H80ZM84 260V261H83ZM117 261V262H121V261ZM125 260H126V258H125ZM186 260V261H185ZM193 260V261H192ZM97 261H99V262H97ZM101 261V262H100ZM108 261V262H107ZM110 261V262H111ZM114 261V262H113ZM124 261V260H123ZM135 263H134V262ZM139 261V262H138ZM158 261V262H157ZM206 261V262H207ZM96 262V263H95ZM106 262V263H105ZM156 262V263H155ZM169 262V263H168ZM109 264H111V263H109Z\"/></svg>","mask_w":264,"mask_h":264},{"label":"bare ground","instance_id":"2","mask_svg":"<svg viewBox=\"0 0 264 264\" xmlns=\"http://www.w3.org/2000/svg\"><path fill=\"white\" fill-rule=\"evenodd\" d=\"M63 1V0H62ZM67 1V0H66ZM69 1V0H68ZM72 1V0H71ZM77 1V0H76ZM79 1V0H78ZM82 1V0H81ZM81 1H79V2H81ZM95 1V0H94ZM94 1L93 0H91V2H92V7L90 8V6L89 5H91V4H89V5H87V3H85V5H84V0H83V3H82V5H84V8H86L85 6H88L89 7V11H90V9H92L93 7L94 8H96V9H98L100 6H98V4L99 3H97L96 4V2H99V0H97V1H95V4H94ZM107 1V0H106ZM126 1V0H125ZM148 1V0H147ZM153 1H158V3L161 5V6H163L164 7V5L165 4H168V6H170V5H173V6H175V8H177V10H178V12H180L178 15H180V16H182L181 18L183 19L185 16L186 17H188L189 15L188 14H190V13H192V11L191 10H193V8H195L194 6H196L197 4L199 5V4H201V6H204V4L202 5V2L204 3L205 1V4L207 3V4H211L212 5V7L210 6V4H209V7H211L209 10H208V8H207V10H208V14H210V15H208V18H207V16H204V17H206L207 18V21H205V19H204V21L205 22H203V21H201V22H203L202 24H204V25H198V26H202V28H201V30H199L198 32H196V34L194 35V38L195 37H197V38H195L192 42H194V44L192 45V42H191V40H190V42H191V47H194L195 48V46H197V47H200V45L202 44V43H204V44H211V45H214V43H220V41L219 40H221V37L224 39V36L226 37V36H229V35H231V36H229V37H231V38H233L232 40H234V43H233V46H234V44L235 43H237V44H235V46H236V50H234V53H235V51H236V53L233 55H230V61L229 60H227L226 61V59H225V61H219V60H221L220 58H221V56H222V54L224 53L223 51V53L220 55V54H218L217 53V51L215 52V51H208L209 49L208 48H205V49H208L207 51H201V52H191L193 55L191 56V57H188L189 56V53H190V51H189V53H188V56L186 57L185 55H187V53L185 54V55H183L182 56V58H184V59H182L183 61H185L186 59H185V57L187 58V62L189 61H191L192 62V66H193V64H194V68L193 69H191L192 71H193V73L191 72V73H188V74H186L185 72V74H182V75H179L180 77L181 76H183V78L184 79H187L185 82H184V79H183V81H180V80H178V79H176V78H178L179 76H177V75H175L176 73L175 72H173L172 70H171V68L170 67H172V66H174L173 68H175L176 66L175 65H173V64H175V63H178V59L179 58H181V57H179L178 59L177 58H171V59H175L174 61L173 60H171L169 57V59L167 58V60H166V62L164 61V65L162 66V67H158V71H155V73H154V71L153 72H151V73H154L153 74V76H152V74L150 75V76H152V78H153V80H155L157 83H159V85H161L160 87H162V86H165V85H169L170 83H173L172 85H174L175 86V84H178L179 85V83H185V85H184V88H183V90L182 91H180L179 93H183L182 95L183 96H186L187 95V97L185 98H181L182 100L183 99H185V102H190L189 104H187V103H185L184 101H182V103H184V104H187V106L189 107V108H187V106H182L181 105V108H180V110L179 109H177V111H178V113H179V118L177 119V122H178V124H180L179 126H181V129H182V131H184V130H186L185 132H188V131H190V133L193 135V137H195L196 139H203V136L206 134V132L207 131H209L211 128H215V126H217L218 128H219V124H222V125H225L224 127H229V128H233V129H229V128H226V130L225 129H223L222 128V126L220 125V127L222 128V130H224L223 132L224 133H226V131H234L235 132V134H233V135H236L237 133H239L238 135V137L235 139V143L233 144V143H231V144H229L228 145V150L230 149L231 150V152L230 153H234V154H230V155H227V154H224L223 156L222 155H219L218 154V152H219V149L217 148L218 146H207L208 148V150L206 151L207 153L206 154H209L210 155V157L208 158V156H207V159H205L204 161H201L200 160V158H199V160H197L196 162H195V160L196 159H194L193 157H191V156H189V155H191V154H189L188 156L191 158V160L189 159V157H187V155H186V157L188 158H185L184 156H185V154L182 156V151H181V154H180V152H177L178 154H179V156H181V157H179V161L177 160V158H178V155H177V153L174 151V149L172 150V148L170 149V150H167L166 152L163 150L164 148V146L162 147L161 146V148H163L162 150H158L157 148V150L155 149V148H152V150H150L149 152H147V153H149V154H151L152 155V157H154L155 158V160H154V163L151 165L152 167H153V165H154V170L152 171V169H151V171H152V174H156V172H158V171H165V172H167V169L168 170H170V169H175V168H180V170L178 169V171L176 170H174V171H171L170 173H171V175L169 176L168 175V173H167V175L170 177V178H172L173 180H174V183H176V185H177V183H178V185L177 186H179V183L181 182H184V183H186V185L190 188V189H193V190H197V189H199V187H200V189H202L201 190V196L204 198V194H206V193H204L203 194V192H205L206 190L208 191V193L209 192H212V191H209V188L210 187H212L213 188V194H214V196H216V197H214V200H218L219 201V199H220V202H218V203H220V204H223V205H221V209H220V211H222V212H217V211H214V208L216 209L218 206H220L219 204L217 205V207H215V205L212 207L213 209V214H214V219L212 220L213 222V224L212 223H210L209 224V226L210 225H212V227H214V224L216 223L217 225H219V223H224V224H221V225H223V226H225V227H227V225H228V227L230 226V225H232L231 227L235 230L234 232H232V234H233V241H229L228 242V240L226 241V240H224V241H221V244L220 243H217L216 244V246L214 245L213 247H215L216 248V250H215V253H217L216 255L215 254H210L209 256H210V258L208 259V261L206 262L205 261V263L203 262V264H264V255H261V254H259V255H254L253 253L256 251V241H259L260 240V236H262V233H260L259 231L257 232V230H256V232H255V229L259 226V224L257 225V227H255L254 226V228H253V226H251V223H250V225H249V222L251 221V220H247V219H245V217H247V218H249L250 219V215L249 214H247L248 212H247V208L249 207L248 206V204H249V202H250V199H252L253 198V196L255 195V194H257L258 196H262V197H259L258 199H260V198H262V200L260 199V203H262V201H264V36L262 37V35H264V0H255V1H251L250 3H251V5L253 6L254 4L255 5H257L256 6V8H257V10L255 11V6H251V8L250 9H252V8H255L254 10L252 9V11H255V12H252L251 10L249 11V12H247L248 10H245V9H241V7L242 6H247V7H249L248 5H250V3H249V0L248 1H246V0H205V1H202L201 2V0H153ZM198 1V2H197ZM46 2V3H45ZM87 2V1H86ZM138 2V1H137ZM146 2V1H145ZM156 2H153V3H155V5L157 6L158 4H156ZM252 2H254V3H252ZM0 3H1V5H3V6H1L0 5V9H2L0 12V19H2L1 20V24L2 25H4V27H2V25L0 24V30H3L5 33L7 32V34H4V32L3 31H0V32H2V33H0V35L1 34H4L3 35V37L5 36H8V34L10 35V37H11V39H13L14 40V51L13 52H11L12 53V55L10 56L9 55V57H11L12 59H13V57H14V60L13 61H11L12 63H11V65L8 67V69H9V71L11 70L12 71V73L11 74H14V76L12 75V78H14V77H16L18 80H16L18 83H21L22 85H24L25 87H27L26 89L30 92V94L32 95V97L34 96V97H37V98H43L44 100H47L48 102L49 101H54V102H57L55 99H57L58 101H61V99H64V98H66V95H69V94H71L72 92H73V90H75V88L77 87V83H75L74 81H76L77 79H78V81L80 80L81 81V79H83V80H88V76H90V75H88L89 73H86L87 71H90V70H88L87 69V71L84 73V69H82L81 70V68H84L81 64H84L82 61L80 62V58L82 57L81 55H83L85 52H87V50H89V49H87L86 51H85V49L86 48H78L79 50H77L76 48V51H78L77 53H75V52H73L72 53V55H71V59L69 60V61H64L63 60V58L61 57V47L62 46H60V47H58L57 46V44L56 45H53V46H51L50 47V40L48 41V36H49V34L46 32V31H42L43 30V27H48L49 28V25H50V28L52 27V25L55 27L56 26V24L58 23V21L61 19H59L58 21H56V17L57 16H59L61 13H63L62 12V9L64 10V6H62L63 5V2H61L60 3V1L59 0H1L0 1ZM26 3H27V5L29 4V8L27 9V10H23L22 8H21V5H23V4H25L26 5ZM44 3L46 4V5H48L50 8L52 7V8H54L53 10L55 11V9H56V13H58V15L54 18V17H51L50 16V13L48 14L47 13V11L45 10L46 9V7H44L43 5H44ZM48 3V4H47ZM65 3H70V2H65ZM64 3V4H65ZM74 3V2H73ZM81 3H79V4H81ZM88 3H90V1L88 0ZM138 3H140V2H138ZM152 3V2H151ZM75 4H77V3H75ZM107 4V3H106ZM117 4V3H116ZM145 4V3H144ZM148 4V3H147ZM170 4V5H169ZM52 5V6H51ZM102 5V4H101ZM135 5V4H134ZM39 6H43L44 7V10H43V8H41V7H39ZM67 6V5H66ZM80 7H81V5H79ZM79 6H77V8L79 7ZM107 6H109V5H107ZM106 6V7H107ZM153 6V5H152ZM168 6H166L165 5V7H168ZM200 6V5H199ZM3 7V8H2ZM69 7V6H68ZM104 7H105V5H104ZM114 7V6H113ZM135 7H137V6H135ZM141 7H142V5H140V9H141ZM146 7V6H145ZM159 7V6H158ZM197 7V6H196ZM205 7H208V6H205ZM247 7H246V9H247ZM27 8V7H26ZM48 8V7H47ZM50 8H49V10H50ZM66 8V7H65ZM70 8H72V7H70ZM93 8V9H94ZM109 8V7H108ZM116 8V7H115ZM119 8H121V7H119ZM170 8V7H169ZM243 8V7H242ZM68 9V8H67ZM80 10L82 9L83 10V7H81V8H79ZM87 9V8H86ZM96 9H94L95 10V14H96V11H98V10H96ZM116 9H118V8H116ZM115 9V10H116ZM128 9V8H127ZM157 9V8H156ZM174 9V8H173ZM48 10V9H47ZM71 10V9H70ZM74 10V9H73ZM78 10V9H77ZM77 10H75V12L77 11ZM85 10V9H84ZM84 10H83V14H84ZM106 10H107V8H106ZM109 10V9H108ZM107 10V11H108ZM122 10V9H121ZM131 10V9H130ZM129 9H128V12L130 11ZM144 10V9H143ZM146 10V9H145ZM161 10V9H160ZM244 10H245V12H244ZM51 11H52V9H51ZM66 11H68V10H66ZM65 11V13H67ZM102 11V10H101ZM107 11L105 12V13H107ZM117 11V10H116ZM127 11V10H126ZM126 11H125V16H126ZM153 11V10H152ZM53 12V11H52ZM54 12V13H55ZM74 12V11H73ZM74 12V13H75ZM82 12V11H81ZM88 12V11H87ZM93 12V11H92ZM104 12V11H103ZM109 12V11H108ZM113 12V11H112ZM112 12H110V13H112ZM138 12H140V11H138ZM145 12V11H144ZM149 12V11H148ZM151 12V11H150ZM159 12V10L158 11H154V12H152V13H154V15L156 16V14L158 15V14H160V13H158ZM175 12V11H174ZM182 12H184V13H182ZM207 12V11H206ZM244 12V14H242ZM69 13V12H68ZM73 13V14H74ZM79 13V12H78ZM85 13H86V11H85ZM89 13V12H88ZM87 13V14H88ZM94 13V12H93ZM122 13V12H121ZM204 13H205V11H204ZM249 13H250V15H251V18H252V14H253V18L252 19H249V17L247 18V16H244V15H249ZM64 14V13H63ZM62 14V15H63ZM82 14V15H83ZM98 14V13H97ZM114 14H115V12H114ZM144 14V13H143ZM242 14V16H244V18H241L240 17V19H239V17L238 18H236L237 17V15H241ZM61 15V16H62ZM66 15V14H65ZM65 15L63 16V20H64V17H65ZM72 15V14H71ZM70 15V16H71ZM81 15V14H80ZM103 15V14H102ZM109 15V14H108ZM153 15V14H152ZM191 15V14H190ZM60 16V17H61ZM68 16V15H67ZM78 16L79 15H77V18H78ZM87 17L86 16V14L85 15H83V17ZM92 16H94V15H92ZM103 16H105V15H103ZM118 16H119V12H118ZM117 16V17H118ZM124 16V17H125ZM129 16V15H128ZM133 16H136V15H133ZM139 16V15H138ZM143 16V15H142ZM179 16V17H180ZM184 16V17H183ZM236 16V17H235ZM72 17V16H71ZM112 17V16H111ZM127 17V16H126ZM139 17H141V16H139ZM145 17V16H144ZM143 17V18H144ZM154 17V16H153ZM158 17V16H157ZM167 17V16H166ZM165 17V18H166ZM177 17V16H176ZM247 19H246V18ZM75 18L76 17H74V21H75ZM92 18V17H91ZM97 17H95V19H96ZM102 18V17H101ZM100 18V19H101ZM107 18V17H106ZM106 18L104 19L103 18V20L104 21H106ZM113 18V17H112ZM132 18V17H131ZM171 18V17H170ZM173 18H174V16H173ZM55 19V20H54ZM70 19V18H69ZM79 19V18H78ZM77 19V20H78ZM92 19H94V18H92ZM108 19V18H107ZM114 19V18H113ZM116 19V18H115ZM121 18H119V20H120ZM156 18H154L153 20H155ZM168 19H169V17H168ZM202 19V18H201ZM3 20H6L5 21V23H8V24H4V23H2V22H4ZM82 20H83V18H82ZM81 20V21H82ZM118 20V19H117ZM133 20V19H132ZM131 20V21H132ZM141 20V19H140ZM143 20V19H142ZM146 20V19H145ZM161 20V19H160ZM173 20V19H172ZM172 20H171V22H172ZM8 21H10L11 22V24L8 22ZM100 21V20H99ZM109 21V20H108ZM107 21V22H108ZM111 21V20H110ZM116 21V20H115ZM114 20H113V22L112 23H114L115 22ZM158 21H159V19H158ZM165 21V20H164ZM178 21V20H177ZM189 21V20H188ZM188 21H186L185 20V18H184V20H181V22H177V24H175L174 22H173V24L174 25H176V26H178L179 24H180V26H178V28L179 27H181L182 25H185L186 24V22H188ZM198 21V20H197ZM200 21V20H199ZM67 22V21H66ZM80 22V21H79ZM84 22V21H83ZM119 21H117L116 23H118ZM127 22V21H126ZM130 22V21H129ZM137 22V21H136ZM140 22V21H139ZM138 22V23H139ZM147 22H148V19H147ZM170 22V21H169ZM176 22V21H175ZM71 23H73V22H71ZM123 23H125V22H123ZM134 23V22H133ZM141 23V22H140ZM149 23H150V21H149ZM183 23V24H182ZM199 23V22H198ZM197 23V24H198ZM59 24V23H58ZM67 24V23H66ZM75 24V23H74ZM89 24V23H88ZM102 25H103V22L101 23ZM108 24V23H107ZM115 24V23H114ZM122 24V23H121ZM146 25H147V23H145ZM165 24V23H164ZM163 24V25H164ZM182 24V25H181ZM188 24H189V22H188ZM201 24V23H200ZM5 25H7L6 27H5ZM9 25V26H8ZM42 25H44V26H42ZM45 25H47V26H45ZM76 25V24H75ZM81 25H83V24H81ZM80 25V26H81ZM90 25V24H89ZM93 25V24H92ZM104 25H106V24H104ZM117 25V24H116ZM126 25H127V23H126ZM155 25V24H154ZM158 25V24H157ZM166 25V24H165ZM169 25H170V23H169ZM190 26H191V23L189 24ZM64 26H66V25H64ZM63 26V27H64ZM69 26V25H68ZM109 26V25H108ZM119 26V25H118ZM123 26V25H122ZM171 26H172V24H171ZM175 26V27H176ZM186 26V25H185ZM197 26V25H196ZM40 27H42L41 29H40ZM59 27V26H58ZM61 27V26H60ZM72 27H73V25H72ZM75 27V26H74ZM93 27V26H92ZM112 27V26H111ZM149 27V26H148ZM163 27V31H164V29H166V28H164V26H162ZM184 27V26H183ZM2 28H6V30H4V29H2ZM49 28V29H50ZM56 28H57V26H56ZM85 28V27H84ZM96 28V27H95ZM100 27H98V29H99ZM115 28V27H114ZM117 28V27H116ZM121 28V27H120ZM127 28V27H126ZM156 28V27H155ZM182 28V27H181ZM197 28V27H196ZM47 29V28H46ZM53 29V28H52ZM63 29H65V27L63 28ZM68 29V28H67ZM74 29V28H73ZM91 29V28H90ZM93 29V28H92ZM101 29V28H100ZM103 29V28H102ZM110 29V28H109ZM123 29V28H122ZM169 28H167V31L168 32H172V31H170V29L168 30ZM185 29V28H184ZM195 29V28H194ZM199 29H200V27H199ZM51 30V29H50ZM113 30V29H112ZM124 30H125V28H124ZM129 30V29H128ZM172 30H173V28H172ZM176 30V29H175ZM182 30V29H181ZM196 30V29H195ZM62 31V30H61ZM70 31V30H69ZM79 31V30H78ZM82 31V30H81ZM80 31V32H81ZM86 31V30H85ZM84 31V32H85ZM90 31V30H89ZM123 31V30H122ZM162 31V33H167V31H165V32H163ZM177 31V30H176ZM176 31H175V33H176ZM43 32H46L48 35H47V38H46V36L44 35V33ZM64 31H62V33H63ZM68 32V31H67ZM103 32V31H102ZM105 32H106V30H105ZM105 32H103V33H105ZM111 32V31H110ZM127 32V31H126ZM160 32V31H159ZM193 32H195L194 30H193ZM74 33H75V31H74ZM108 33V32H107ZM115 33V32H114ZM116 33H120V32H116ZM115 33V34H116ZM133 33V32H132ZM151 33H152V31H151ZM150 33V34H151ZM161 33V34H162ZM165 33V35H167V34H169V33H167L166 34ZM174 33V32H173ZM183 33H184V31H183ZM187 33V32H186ZM225 33H226V35H225ZM227 33H229V34H227ZM53 34V33H52ZM60 34H61V32H60ZM93 34V33H92ZM97 34V33H96ZM123 34V33H122ZM128 34V33H127ZM126 34V35H127ZM153 34V33H152ZM157 33L155 32V35H156ZM160 34V33H159ZM171 34V33H170ZM178 34V33H177ZM191 34V33H190ZM68 35H70V33L68 34ZM74 35V34H73ZM85 35V34H84ZM112 35H113V33H112ZM118 35H120V34H118ZM140 35V34H139ZM148 35V34H147ZM158 35V34H157ZM175 35V34H174ZM185 35V34H184ZM250 35V36H249ZM50 36H51V34H50ZM57 36V35H56ZM87 36H90V34L89 35H87ZM102 36V35H101ZM105 36H108V35H106L105 34ZM130 36H132V35H130ZM151 36V35H150ZM169 36V35H168ZM179 36H181V35H179ZM249 36V37H248ZM258 36H261V37H259V38H257L256 39V37H258ZM9 37V38H10ZM64 37V36H63ZM68 37V36H67ZM80 37H82V36H80ZM104 37V36H103ZM111 37H113V36H111ZM110 37V38H111ZM118 37L119 36H117L116 38L118 39ZM120 37H122V36H120ZM140 37V36H139ZM153 37V36H152ZM185 37H186V35H185ZM248 37V38H247ZM254 37H255V40H253L254 39ZM21 38V39H20ZM56 38V37H55ZM62 38V37H61ZM87 38V37H86ZM95 38H98V36L97 37H95ZM101 38V37H100ZM100 38H98V39H100ZM115 38V39H116ZM125 38V37H124ZM132 38H133V36H132ZM149 38V37H148ZM151 38V37H150ZM158 38V37H157ZM165 38V37H164ZM168 38V37H167ZM171 38V37H170ZM173 38V37H172ZM177 38V37H176ZM227 38V37H226ZM231 38H227V39H230V41L231 42H233L232 40H231ZM0 39H1V36H0ZM6 39V38H5ZM53 39V38H52ZM67 39V38H66ZM69 39V38H68ZM105 39V38H104ZM104 39H102V41L104 40ZM109 39V38H108ZM114 39V38H113ZM121 39V38H120ZM162 39V38H161ZM187 39V38H186ZM222 39V40H223ZM226 39V40H227ZM12 40V41H13ZM55 40V39H54ZM88 40V39H87ZM94 40V39H93ZM111 40H112V38H111ZM110 40V41H111ZM122 40H123V38H122ZM152 40V39H151ZM153 40H154V38H153ZM164 40V39H163ZM178 40V39H177ZM2 39L0 40V44H2ZM9 41V40H8ZM11 41V40H10ZM76 41V40H75ZM77 41H78V39H77ZM91 41V40H90ZM89 41V42H90ZM105 41V40H104ZM107 41H109V40H107ZM113 41V40H112ZM111 41V42H112ZM143 41V40H142ZM150 41V40H149ZM155 41V40H154ZM158 41V40H157ZM174 41V40H173ZM176 41V40H175ZM56 42V41H55ZM68 42H70V41H68ZM119 42V41H118ZM120 42H121V40H120ZM185 42V41H184ZM183 42V43H184ZM214 42V43H213ZM226 42V41H225ZM228 42V41H227ZM13 43V42H12ZM64 41H63V45H64ZM79 43V42H78ZM96 43V42H95ZM95 43H94V45H95ZM104 43V42H103ZM132 42L130 41V42H128V41H124V42H121V46H123V50H125L124 48H126V49H129V51L128 52H130V51H133V49L132 48H135L136 47V45H134L135 47H132L131 49H130V45L129 44H131ZM157 43H160V42H157ZM166 43V42H165ZM179 43H180V41H179ZM187 43V42H186ZM185 43V44H186ZM189 43V42H188ZM213 43V44H212ZM223 43V42H222ZM5 44V43H4ZM52 44V43H51ZM59 44V43H58ZM100 44V43H99ZM108 44V43H107ZM133 44V43H132ZM131 44V45H132ZM137 44V43H136ZM182 44V43H181ZM196 44V45H195ZM11 45V43L9 44V46ZM80 45V44H79ZM78 45V46H79ZM87 45V44H86ZM106 45V44H105ZM145 45V44H144ZM175 45V44H174ZM210 45V46H211ZM218 45V44H217ZM1 46V45H0ZM6 45H4L3 46V49H5L4 51H6L7 49H6V47H5ZM12 46V45H11ZM65 46V45H64ZM69 46V45H68ZM98 46V45H97ZM97 46H95V47H97ZM103 46V45H102ZM114 46H115V48H116V45H115V43H114ZM133 46V45H132ZM153 46V45H152ZM189 46H190V44H189ZM220 46V45H219ZM72 47V46H71ZM91 47V46H90ZM99 47H101V46H99ZM98 47V48H99ZM105 47V46H104ZM112 47V46H111ZM120 47V46H119ZM118 47V48H119ZM162 47V46H161ZM174 47V46H173ZM182 47V46H181ZM184 47H185V45H184ZM190 47V48H191ZM196 47V48H197ZM1 48V50H2V46L0 47ZM7 48H8V46H7ZM10 48V47H9ZM8 48V49H9ZM117 48V49H118ZM121 48V47H120ZM144 48V47H143ZM149 48H150V45H149ZM180 48V47H179ZM212 48V47H211ZM231 48H235V47H231ZM230 48V49H231ZM65 49H66V46H65ZM64 49V50H65ZM83 49H84V52H83ZM91 49L92 48H90V51H91ZM103 49V48H102ZM114 49V48H113ZM116 49V50H117ZM138 49H140V48H138ZM138 49H137V51L135 52V50L133 51L134 53H128V55H127V53H126V56H129V55H132V54H134L135 56H137L138 57V54H135V53H137V52H139L138 51ZM201 49V48H200ZM62 50H63V48H62ZM74 50V49H73ZM97 50V49H96ZM100 50H101V48H100ZM141 50V49H140ZM144 50V49H143ZM194 50V49H193ZM196 50V49H195ZM203 50V49H202ZM222 50V49H221ZM4 51H2V52H4ZM10 51V50H9ZM104 50H102V52H103ZM107 51V50H106ZM109 51H111V50H109L108 49V51L107 52H109ZM118 51V50H117ZM117 51H116V53H117ZM120 51V50H119ZM126 51V50H125ZM160 51H162V50H160ZM173 51V50H172ZM197 51V50H196ZM225 51V50H224ZM67 53V51H64V53ZM82 52H83V54H82ZM102 52H101V54H102ZM105 52V51H104ZM112 52H113V50H112ZM146 52H147V50H146ZM152 52V51H151ZM154 52V51H153ZM166 52V51H165ZM173 52H175V51H173ZM218 52H219V50H218ZM121 53V52H120ZM144 53V52H143ZM148 53V52H147ZM147 53H145V54H147ZM172 53V52H171ZM191 53H190V55H191ZM228 53V52H227ZM226 53V54H227ZM6 54V53H5ZM81 54V55H80ZM89 54H91V53H89ZM88 54V55H89ZM104 54V53H103ZM111 54V53H110ZM110 54H108V56H107V58L109 57V55ZM113 54V53H112ZM140 54H141V51H140ZM144 54V55H145ZM149 54V53H148ZM175 54V53H174ZM215 54H217L216 56H215ZM69 55V54H68ZM84 55H86V54H84ZM120 55H123V54H120ZM150 55V54H149ZM166 55V54H165ZM215 56V59H217V61L215 60H213V59H211V56ZM1 56V55H0ZM92 56V55H91ZM98 56V55H97ZM105 55H104V57H106ZM124 56H125V54H124ZM133 56V55H132ZM141 56V55H140ZM173 56V55H172ZM171 56V57H172ZM212 56V57H213ZM219 56V57H218ZM224 56H225V54H224ZM232 56V57H231ZM234 56V57H233ZM3 57V56H2ZM8 57V56H7ZM87 57V56H86ZM89 57H90V55H89ZM111 57V56H110ZM118 58H119V53H118V56H117ZM137 57H132L133 59H136ZM143 57V56H142ZM177 57H178V55H177ZM229 57V56H228ZM66 58V57H65ZM101 58H103V57H101ZM131 58V57H130ZM139 58V57H138ZM214 58V57H213ZM222 58H223V56H222ZM225 58V57H224ZM2 59V58H1ZM5 59H6V57H5ZM11 59V60H12ZM80 59V60H79ZM98 59V58H97ZM104 59V58H103ZM106 59V58H105ZM143 59V58H142ZM145 59V58H144ZM165 59V58H164ZM229 59V58H228ZM4 60V59H3ZM63 60V61H62ZM82 60H84V59H82ZM107 60V59H106ZM119 60V59H118ZM124 60V59H123ZM169 60V61H168ZM177 60V61H176ZM213 60V61H212ZM222 60H224V59H222ZM99 61V60H98ZM116 61H117V59H116ZM180 61H181V59H180ZM64 62H66V63H64ZM91 62V61H90ZM97 62V61H96ZM101 62V61H100ZM102 62H104V61H102ZM113 61H111V63H112ZM115 62V61H114ZM119 62V61H118ZM121 62V61H120ZM160 62H161V60H160ZM163 62V61H162ZM162 62H161V64H162ZM225 62V63H224ZM0 63H2V62H0ZM92 63V62H91ZM124 63V62H123ZM128 63V62H127ZM184 63V62H183ZM90 64V63H89ZM94 64H95V62H94ZM118 64V68H119V64L120 63H117ZM126 64V63H125ZM159 64V63H158ZM157 64V65H158ZM179 64H182V63H180L179 62ZM191 64V63H190ZM86 65V63L84 64V66ZM102 65V67H103V64H101ZM112 64H110V66H111ZM160 65V64H159ZM185 65H188V64H185ZM212 65L214 66L215 65V68L216 69H213V67H212ZM87 66H89L88 65V62H87ZM91 66H93V65H91ZM97 66V64L95 65V67ZM123 65L122 64H120V67H122ZM183 66V65H182ZM98 67V66H97ZM96 67V68H97ZM101 66H99V68H100ZM170 68V70H169V68ZM180 67V66H179ZM186 67V66H185ZM62 68H65L66 69V73L64 74L63 73V69ZM88 68H90V66L88 67ZM104 68V67H103ZM108 68L109 67H107V70H108ZM172 68V69H173ZM180 68H182V67H180ZM212 68V69H211ZM2 69V68H1ZM0 69V70H1ZM7 69V70H8ZM52 69H54V70H52ZM55 69L57 70L56 72H55ZM60 71H62V74H60V72H59V70ZM62 69V70H61ZM86 69V68H85ZM94 69V68H93ZM102 69V68H101ZM111 69H112V67H111ZM155 69V68H154ZM157 69V68H156ZM178 69V68H177ZM176 68H175V70L177 71V72H179V70H177ZM187 69V68H186ZM52 70V72H55V73H48V72H50ZM91 70H92V68H91ZM96 70H98V68L96 69ZM95 70V71H96ZM114 70H115V68H114ZM184 70V69H183ZM190 70V69H189ZM215 70H216V72H215ZM8 71V72H9ZM10 71V72H11ZM94 71V70H93ZM104 71V70H103ZM122 71V70H121ZM170 71H171V73H170ZM180 71H181V69H180ZM194 71L196 72V73H194ZM59 72V73H58ZM182 73H183V71H181ZM94 73V72H93ZM92 73V74H93ZM96 73V72H95ZM101 73V72H100ZM99 73V75L101 76V74ZM125 73H126V71H125ZM128 73V72H127ZM180 73V72H179ZM2 74V73H1ZM85 74V75H84ZM107 74V73H106ZM110 72H109V77H110ZM102 75H103V73H102ZM147 75H149V74H147ZM114 77L116 76V74L115 75H113ZM112 75H111V77H113ZM149 76V77H150ZM93 77V76H92ZM103 77V76H102ZM110 77V78H111ZM99 78V77H98ZM101 78V77H100ZM105 78V77H104ZM139 78V77H138ZM4 79H5V77H4ZM8 79V78H7ZM11 79V78H10ZM15 79V78H14ZM72 79H75V80H73V81H71ZM94 79V78H93ZM92 79V80H93ZM113 79V78H112ZM137 79V78H136ZM97 80V79H96ZM103 80H105V79H103ZM114 80V79H113ZM145 80V79H144ZM147 81H149V79L147 78L146 79ZM14 81V80H13ZM85 81V84H87V82ZM112 81V80H111ZM134 81V80H133ZM140 81V80H139ZM151 81H152V79H151ZM176 81L178 82V83H176ZM73 82V83H72ZM91 82V81H90ZM95 82V81H94ZM93 82V83H94ZM136 82V81H135ZM138 82V81H137ZM146 82V81H145ZM68 83V84H67ZM72 83V84H71ZM81 84H83V82H80ZM100 83V81H98V84ZM105 83V82H104ZM141 83V82H140ZM143 83V82H142ZM151 83V82H150ZM183 83V84H184ZM91 84V83H90ZM102 84V83H101ZM147 84V83H146ZM152 84V83H151ZM150 84V85H151ZM155 84V83H154ZM183 84H181V85H183ZM2 85V84H1ZM89 85V84H88ZM103 85V84H102ZM102 85H101V87H102ZM108 85V84H107ZM133 85V84H132ZM137 85H139V84H137ZM141 85V84H140ZM148 85V84H147ZM147 85L145 86V88L146 89H149V88H147ZM177 85V86H178ZM5 86V85H4ZM11 86V85H10ZM92 86V85H91ZM99 86H100V84H99ZM106 86V85H105ZM129 86V85H128ZM149 86V85H148ZM156 86V85H155ZM173 86V87H174ZM180 86V85H179ZM20 87V86H19ZM24 87V88H25ZM64 87V88H63ZM82 87V86H81ZM85 87H88V86H85ZM95 87V86H94ZM107 87V86H106ZM125 87V86H124ZM123 87V88H124ZM127 87V86H126ZM125 87V88H126ZM131 87H133V86H131ZM135 87V86H134ZM128 88V90H127V88L124 90V91H126L127 90V93H125L126 94V96L129 94V93H131V96H133L132 95V93L133 92H136V88L138 87V86H136L135 88ZM167 87V86H166ZM172 86H170V88H171ZM62 88V91L60 90ZM79 88V87H78ZM105 88V87H104ZM144 88V89H145ZM154 87H152V90H155V88L153 89ZM157 89H158V87H156ZM170 88H168L167 87V90H169ZM179 88V87H178ZM177 88V89H178ZM3 89H4V87H3ZM6 89V88H5ZM4 89V90H5ZM10 89V88H9ZM77 89V88H76ZM82 89V88H81ZM97 89V88H96ZM100 89V88H99ZM103 89V88H102ZM140 89V88H139ZM139 89H137V91L139 90ZM157 89H156V91H157ZM163 89H164V87H163ZM166 89V88H165ZM176 89V88H175ZM21 90V89H20ZM98 90V89H97ZM122 90V89H121ZM131 90H132V92H131ZM151 90V89H150ZM160 90V89H159ZM172 90H173V88H172ZM6 92H7V90H5ZM15 91V90H14ZM82 91V90H81ZM101 91V90H100ZM99 91V92H100ZM113 91V90H112ZM111 91V92H112ZM123 91V90H122ZM141 91V90H140ZM147 91V90H146ZM163 91H165V90H163ZM171 91V90H170ZM178 91V90H177ZM2 92H3V90H2ZM6 92H5V94H6ZM92 92H93V90H92ZM95 92V91H94ZM139 92V91H138ZM138 92H136V94L138 93ZM149 92V91H148ZM154 92V91H153ZM161 92H162V90H161ZM174 92V91H173ZM14 92L12 91V94H13ZM19 93V92H18ZM25 93H26V91H25ZM74 93H75V91H74ZM77 93H78V91H77ZM83 93V92H82ZM88 93V92H87ZM104 93V92H103ZM122 93V92H121ZM120 93V94H121ZM143 93V92H142ZM156 93V92H155ZM163 93V92H162ZM170 93H172V92H170ZM178 93V92H177ZM176 93V94H177ZM73 94V93H72ZM79 94H81V93H79ZM94 94V93H93ZM97 94H98V92H97ZM102 94V93H101ZM101 94H99V95H101ZM106 94V93H105ZM151 94V93H150ZM149 94V95H150ZM175 94V93H174ZM1 96H3V94H0ZM14 95V94H13ZM77 95V94H76ZM82 95V94H81ZM80 95V96H81ZM85 95V94H84ZM87 95V94H86ZM111 95H113V93H111ZM142 95V94H141ZM148 95V94H147ZM147 95H146V97H147ZM152 95V94H151ZM157 95V94H156ZM156 95H153V96H155L156 97ZM163 95V94H162ZM171 95H173V94H171ZM180 95V94H179ZM20 96V95H19ZM97 96L98 95H96V94H94V96L92 97V94L90 95V97H86L87 98V101L86 100H84V101H86L87 103L88 102H92V101H94L95 100V102L96 101H98L99 102V98H97ZM124 96V95H123ZM136 96V95H135ZM158 96V95H157ZM165 96V95H164ZM176 96V95H175ZM21 97V96H20ZM24 97V96H23ZM31 97V96H30ZM34 97H33V99H34ZM68 97V96H67ZM77 97V96H76ZM100 97V96H99ZM101 97H104V96H101ZM110 97V96H109ZM125 97V96H124ZM142 97V96H141ZM155 97H150L151 99H149V100H146V102L147 101H153L152 103H156L157 104V97L155 98ZM166 97V96H165ZM180 97V96H179ZM188 97H190L189 99H188ZM1 98V97H0ZM69 98V97H68ZM89 98H95L94 100H90V101H88L89 100ZM96 98H97V100H96ZM113 98V97H112ZM116 98H117V96H116ZM126 99H125V101L124 102H126V100H128V102H129V95L127 96V97H125ZM135 98V97H134ZM154 98V99H153ZM170 99H171V97H169ZM12 99V98H11ZM42 99V100H43ZM67 99V98H66ZM74 99V98H73ZM73 99H72V103H73ZM77 99V98H76ZM136 99V98H135ZM138 99V98H137ZM139 99H140V97H139ZM153 99V100H152ZM174 99V98H173ZM191 99V101L194 99V101H195V104H194V102L193 103H191V101H189ZM36 100V99H35ZM41 100V101H42ZM71 100V99H70ZM102 100V98L100 99V101ZM105 100V98L103 99V101ZM113 100V99H112ZM115 100V99H114ZM124 99H122L121 101H123ZM144 100H145V97H144ZM154 100H156V101H154ZM166 100V99H165ZM169 100V99H168ZM179 100V99H178ZM2 101V100H1ZM16 101V100H15ZM18 101V100H17ZM110 101V100H109ZM116 101V100H115ZM133 101H134V99H133ZM142 101H143V99H142ZM4 102V101H3ZM2 102V103H3ZM46 102V101H45ZM67 102V101H66ZM70 103H71V101H69ZM77 102H78V100H77ZM76 102V103H77ZM94 102V103H95ZM137 102V101H136ZM170 102V101H169ZM174 102H175V99H174ZM181 102V101H180ZM1 103V102H0ZM8 103V102H7ZM6 103V104H7ZM14 103V102H13ZM18 103V102H17ZM32 103V102H31ZM34 103V102H33ZM36 103V102H35ZM40 103V102H39ZM50 103V102H49ZM53 103V102H52ZM58 103V102H57ZM62 103V102H61ZM71 103V104H72ZM74 103H75V101H74ZM73 103V104H74ZM108 103V102H107ZM109 103H112V102H109ZM115 103H117V101L115 102ZM135 103V102H134ZM143 103V102H142ZM151 103V104H152ZM159 103V102H158ZM172 103V102H171ZM179 103V102H178ZM10 104V103H9ZM16 103H14V104H12L13 106L15 105ZM27 104V103H26ZM51 104V103H50ZM64 104V103H63ZM79 104V103H78ZM83 104H86V103H83ZM92 104H93V102H92ZM99 104V103H98ZM106 104V103H105ZM122 104H124L123 102H122ZM126 104V103H125ZM124 104V105H125ZM137 104V103H136ZM147 104V103H146ZM164 104V107H165V103H163ZM168 104V103H167ZM173 104V103H172ZM172 104H170L171 106H172ZM176 104H177V102H176ZM190 104L192 105H194V106H190ZM5 105V104H4ZM21 105V104H20ZM33 105V104H32ZM43 105V104H42ZM46 105V104H45ZM57 105H59V104H57ZM61 105V104H60ZM75 105V104H74ZM87 105V104H86ZM91 105V103L90 104H88V106H90ZM95 105V104H94ZM101 105V104H100ZM111 105H113V104H111ZM145 105V104H144ZM153 105V104H152ZM169 104H168V106H170ZM69 106H70V104H69ZM77 106V105H76ZM75 106V107H76ZM87 106V108H88V111H89V107ZM92 106V105H91ZM105 106V105H104ZM121 107L123 106V105H120ZM139 106H141V104L139 105ZM156 106V105H155ZM158 107L157 108H159L160 106H161V103H160V106L159 105H157ZM17 107V106H16ZM19 107V106H18ZM57 107V106H56ZM59 107V106H58ZM74 107V108H75ZM84 107V106H83ZM94 107H96V106H94ZM99 106H97L96 108H98ZM106 107V106H105ZM108 107V106H107ZM106 107V108H107ZM124 107V106H123ZM122 107V108H123ZM177 107V106H176ZM184 107H186V108H184ZM3 108V107H2ZM22 108V107H21ZM24 108V107H23ZM66 108V107H65ZM104 108V107H103ZM105 108V109H106ZM113 108V107H112ZM111 108V109H112ZM137 108V107H136ZM140 107H138V109H139ZM142 108V107H141ZM150 108V107H149ZM167 108H169V107H167ZM178 108H179V106H178ZM11 109V108H10ZM69 109H70V107H69ZM71 109H73L72 107H71ZM84 109V108H83ZM91 109V108H90ZM100 108H98V110H99ZM110 109V108H109ZM146 109V108H145ZM162 109H163V106H162ZM170 109V108H169ZM173 110H175L174 109V107L172 108ZM198 109H200V112L198 111ZM20 110V109H19ZM49 110V109H48ZM50 110H52V108L50 109ZM74 110V109H73ZM77 110V109H76ZM78 110H79V108H78ZM93 110H94V108H93ZM114 110V109H113ZM142 110V109H141ZM160 111H161V109H159ZM158 110V111H159ZM59 111V110H58ZM62 111V110H61ZM60 111V112H61ZM69 111H71V110H69ZM75 111V110H74ZM82 112H83V110H81ZM86 111V110H85ZM94 111H97L96 109L94 110ZM93 111V112H94ZM111 111V110H110ZM136 111V110H135ZM140 111V110H139ZM156 111V110H155ZM176 111V110H175ZM199 113H198V112ZM65 112V111H64ZM63 112V113H64ZM100 112V111H99ZM98 112V113H99ZM109 112V111H108ZM138 112V111H137ZM162 112H163V110H162ZM174 112V111H173ZM196 113L197 114V116L196 117H194V115H193V117L191 116V114H193V113ZM206 112H210L212 115L213 114H215V116H213L212 117V115L211 114H209V115H211V116H208V117H205V116H203V114L204 113H206ZM9 113V112H8ZM75 113V112H74ZM73 113V114H74ZM97 113V114H98ZM114 113V112H113ZM158 113V112H157ZM165 113H166V111H165ZM171 113V112H170ZM194 113V114H195ZM4 114H7V112L6 113H4ZM15 114V113H14ZM60 114H62V113H60ZM77 114V113H76ZM80 114V113H79ZM100 114V113H99ZM146 114V113H145ZM150 115H151V113H149ZM148 114V115H149ZM163 115H164V113H162ZM173 114V113H172ZM38 115V114H37ZM81 115H82V113H81ZM101 115V114H100ZM121 115V114H120ZM140 115V114H139ZM168 115H169V112H168ZM3 116H6V115H3ZM15 116V115H14ZM20 116V115H19ZM90 116V115H89ZM93 116V115H92ZM111 116V115H110ZM110 116H108L109 118H110ZM113 116V115H112ZM132 116V115H131ZM145 116V115H144ZM144 116H143V118H144ZM176 116V115H175ZM10 117V116H9ZM17 117V116H16ZM22 117V116H21ZM24 117V116H23ZM39 117V116H38ZM53 117H56V115L55 116H53ZM63 117V116H62ZM94 117V116H93ZM96 117V116H95ZM94 117V118H95ZM98 117H99V115H98ZM102 117H103V115H102ZM114 117V116H113ZM117 117H119V116H117ZM121 117V116H120ZM141 117V116H140ZM155 117V116H154ZM162 117V116H161ZM170 117H172V115L170 116ZM213 119H212V118ZM7 118V117H6ZM33 118V120L36 118H34V117H32ZM40 118V117H39ZM48 118V117H47ZM49 118H52V114H51V116L49 117ZM59 118V117H58ZM152 118V117H151ZM166 118H168L167 117V113H166ZM165 118V119H166ZM1 120H2V118H0ZM21 119V118H20ZM25 119V118H24ZM61 119V118H60ZM99 119V118H98ZM98 119L96 118L95 120H97L98 121ZM102 119V118H101ZM112 119V118H111ZM137 119H139V118H137ZM161 119V118H160ZM13 120V119H12ZM26 120V119H25ZM30 119H28V121H29ZM32 120V119H31ZM33 120H32V122H31V125H34V124H32L33 123ZM50 120V119H49ZM57 121H58V119H56ZM95 120H93V121H95ZM146 120V119H145ZM144 120V121H145ZM150 120V119H149ZM162 120V119H161ZM174 120V119H173ZM4 121V120H3ZM10 122H12L11 120H9ZM14 121V120H13ZM35 121H36V119H35ZM34 121V122H35ZM52 121H55L54 119L52 120ZM96 121V122H97ZM104 121V120H103ZM102 121V122H103ZM105 121H106V119H105ZM134 121V120H133ZM141 121H142V119H141ZM168 121V120H167ZM1 122V121H0ZM10 122L8 123L9 124V128H10ZM20 122V121H19ZM100 122V121H99ZM140 122V121H139ZM147 122H148V120H147ZM164 122V121H163ZM172 122V121H171ZM3 123H5V122H3ZM13 123V122H12ZM37 123V122H36ZM44 123V122H43ZM46 123V122H45ZM49 123H53V122H49ZM101 123V122H100ZM137 123V122H136ZM142 123V122H141ZM149 123H151V121L149 122ZM149 123H148V125L147 126H149ZM168 123V122H167ZM176 123V122H175ZM6 124V123H5ZM14 125H17V123L15 124V123H13ZM29 124V123H28ZM48 124V123H47ZM46 124V125H47ZM95 124V123H94ZM99 124V123H98ZM106 124V123H105ZM108 124V123H107ZM130 124V123H129ZM143 124V123H142ZM145 124H147V123H145ZM174 124V123H173ZM177 124V125H178ZM13 125V127H12V125H11V127L13 128V129H9V130H14V131H11V133L12 132H14L15 133V131L17 132V131H19V129L16 127V126H14ZM27 125V124H26ZM25 125V126H26ZM30 125V124H29ZM49 125V124H48ZM96 125V124H95ZM108 125H110V124H108ZM134 125H135V123H134ZM162 125H164V124H162ZM5 126V125H4ZM22 126V125H21ZM44 126H45V124H44ZM5 127H7V125L5 126ZM5 127H3L2 126V128H5ZM23 127V126H22ZM29 127V126H28ZM31 127V130H32V126H30ZM57 127V126H56ZM108 127V126H107ZM144 127H146V126H144ZM217 127H216V129H217ZM1 128V129H2ZM25 128V127H24ZM106 128V127H105ZM124 128V127H123ZM162 128V127H161ZM209 128V130H206V129H208ZM6 129V128H5ZM22 130H21V132L22 131H24V129L23 128H21ZM49 130H47V134L46 135H48L47 136V138H46V145H48L49 146V144L53 141V139L55 138V136L57 135H55V128H53L52 127V125L48 128ZM176 129V128H175ZM228 129V130H227ZM104 130V129H103ZM106 130V129H105ZM123 130V129H122ZM169 130V129H168ZM170 130H171V128H170ZM179 130V129H178ZM177 130V131H178ZM206 130V131H205ZM212 130V129H211ZM210 130V131H211ZM214 130V129H213ZM4 131V130H3ZM6 131H7V129H6ZM33 131V130H32ZM111 131V130H110ZM118 131H121L120 129L118 130ZM172 131V130H171ZM182 131H180V133L182 132ZM204 131H205V133H204ZM209 131V132H210ZM221 131V130H220ZM230 131V132H231ZM236 131H237V133H236ZM8 132V131H7ZM10 132V131H9ZM107 132V131H106ZM124 132V131H123ZM169 132V131H168ZM176 132V131H175ZM202 132V134H200ZM212 132V131H211ZM24 133V132H23ZM108 133H109V130H108ZM111 133V132H110ZM118 133V132H117ZM127 133V132H126ZM172 132H170V134H171ZM208 133V132H207ZM215 133L216 132H213L211 135L212 136H210L209 137V140L212 138H214L215 137ZM222 133V132H221ZM219 131L216 133V136H218V135H222ZM16 134V133H15ZM25 134V133H24ZM112 134H114V133H112ZM169 134V136H171ZM179 134V131H178V133H177V135ZM190 134V136H192ZM21 135V134H20ZM30 135H31V133H30ZM35 135V134H34ZM78 135H80V134H78ZM106 135V134H105ZM108 135V134H107ZM116 136L118 135V134H115ZM168 135V134H167ZM166 135V136H167ZM207 135V134H206ZM8 136V135H7ZM6 136V137H7ZM16 136V135H15ZM17 136H18V134H17ZM16 136V137H17ZM61 136V135H60ZM77 136V135H76ZM124 136H126V135H124ZM132 136V135H131ZM166 136H165V138H166ZM182 136V135H181ZM4 137V136H3ZM3 137H2V139H3ZM9 137V136H8ZM12 137V136H11ZM22 137V136H21ZM24 137V136H23ZM32 137V136H31ZM33 137H35V136H33ZM83 137V136H82ZM86 137V136H85ZM118 137V136H117ZM123 136H120L117 140H115L116 138H115V136H114V138H113V140H112V143H110L108 146H107V148H106V151L107 152H105L106 153V155L104 156V161H105V163L108 165V166H111L110 164H112V162L114 163V162H116V161H122V162H124V161H128L129 163H131L130 161L131 160H133V161H135L136 163H137V159L138 158H140L141 156H142V154L144 155L145 153H141V151H142V148H141V146H139V144H138V146H137V142H135V140L134 139H132V140H134V142L136 143V145H135V143L132 145V146H127L125 143H126V141H128L129 139H125V138H127V137H123ZM134 137H135V135H134ZM133 137V138H134ZM162 137H163V135H162ZM172 138H169V139H171V140H175L176 139V137H174V134H173V136H171ZM178 137V136H177ZM183 137V136H182ZM181 137V138H182ZM225 137V136H224ZM228 137V136H227ZM231 137H232V135H231ZM5 138V137H4ZM18 138V137H17ZM16 138V139H17ZM26 138V137H25ZM28 138V137H27ZM80 138V137H79ZM128 138H130V137H128ZM136 138H137V136H136ZM140 138V137H139ZM184 138V137H183ZM188 138V137H187ZM207 138V137H206ZM217 138V137H216ZM219 138V137H218ZM223 138V137H222ZM1 139V140H2ZM7 139V138H6ZM10 139V138H9ZM20 139V138H19ZM30 139V138H29ZM37 139H39V138H37ZM77 139H78V136H77ZM141 139V138H140ZM144 139V138H143ZM160 139V138H159ZM179 139V138H178ZM178 139H176V140H178ZM190 139V138H189ZM234 139V138H233ZM232 139V140H233ZM33 140V139H32ZM56 140V139H55ZM107 140H108V138H107ZM110 140V139H109ZM179 140H181V139H179ZM178 140V142H180ZM192 140V139H191ZM208 140V139H207ZM219 140V139H218ZM221 140V139H220ZM237 140V141H236ZM5 141V140H4ZM27 141V140H26ZM31 141V140H30ZM39 141V140H38ZM37 141V142H38ZM45 141L43 142L44 144L43 145H45ZM61 141H62V139H61ZM71 141H72V139H71ZM76 141V140H75ZM101 141V140H100ZM105 141H106V139H105ZM130 142H132L131 141V139L129 140ZM159 141V140H158ZM170 141V140H169ZM169 141H168V143H169ZM184 141H186V140H184ZM189 141V140H188ZM225 141V140H224ZM7 142V141H6ZM10 142H11V140H10ZM35 142V141H34ZM36 142V143H37ZM58 142H60V141H58ZM97 142V141H96ZM141 142V141H140ZM172 142V141H171ZM173 142H175V141H173ZM172 142V143H173ZM203 142V141H202ZM201 142V143H202ZM213 142V141H212ZM230 142H232V141H230ZM3 143V142H2ZM56 143V142H55ZM98 143V142H97ZM133 143V142H132ZM131 143V144H132ZM176 143V142H175ZM181 143V142H180ZM182 143H183V140H182ZM186 143V142H185ZM207 143V142H206ZM218 143V142H217ZM39 144V143H38ZM52 144V143H51ZM54 144V143H53ZM58 144V143H57ZM80 144V143H79ZM130 144V145H131ZM145 144V143H144ZM149 144H151V143H149ZM169 144H171V143H169ZM177 144V143H176ZM176 144H174V145H171L173 148H177L178 146H176ZM187 144V143H186ZM211 144V143H210ZM215 144H216V142H215ZM233 144V145H232ZM19 145V144H18ZM41 145V144H40ZM64 145H66L65 143H64ZM91 145V144H90ZM141 145V144H140ZM160 145V144H159ZM168 145V144H167ZM178 145V144H177ZM198 145V144H197ZM201 145V144H200ZM218 145H220V143L218 144ZM48 146H45V147H48ZM53 146H55V145H53ZM79 146V145H78ZM78 146H77V148H78ZM88 146V145H87ZM104 146V145H103ZM143 146H145V145H143ZM147 146V145H146ZM145 146V147H146ZM149 146H151V145H149ZM176 146V147H175ZM193 146V145H192ZM203 146V145H202ZM8 147H9V144H8ZM19 147V146H18ZM32 147V146H31ZM35 147V146H34ZM50 148H51V145L49 146ZM57 147V146H56ZM76 147V146H75ZM80 147V146H79ZM99 147V146H98ZM156 147V146H155ZM158 147V146H157ZM160 147V146H159ZM167 147H169V146H167ZM166 146H165V148H167ZM198 147V146H197ZM219 147H221V146H219ZM230 147V148H229ZM37 148V147H36ZM41 148V147H40ZM57 148H59V146L57 147ZM82 147H80L79 148V150L81 149ZM86 148V147H85ZM101 148V147H100ZM196 148V147H195ZM202 148H204V146L202 147ZM201 148V149H202ZM206 148V147H205ZM204 148V149H205ZM4 149V148H3ZM8 149V148H7ZM21 149V148H20ZM35 149V148H34ZM39 149V148H38ZM37 149V150H38ZM43 149V148H42ZM55 149V148H54ZM75 149V148H74ZM144 149V148H143ZM148 149V148H147ZM153 149H155V150H153ZM11 150V149H10ZM9 150V151H10ZM25 150V149H24ZM51 150V149H50ZM56 150V149H55ZM62 151H63V149H61ZM66 150V149H65ZM87 150V149H86ZM183 150V149H182ZM224 150V149H223ZM222 150V151H223ZM34 151V150H33ZM48 151V150H47ZM58 151H59V149H58ZM66 151H68V150H66ZM77 151V150H76ZM87 151H89V150H87ZM86 151V152H87ZM148 151V150H147ZM198 151V150H197ZM200 151V150H199ZM201 151H203V149L201 150ZM246 153V151L249 153V154H244L245 156H243V154H240V153H244V152ZM4 152V156L3 157H1L0 158V185L2 186V183L3 182H5V181H3V180H5V178L7 177V176H10V175H12V176H14V177H16L15 179L16 180H18V183H19V185L21 184V185H23V186H21L20 188H21V190H20V193H17L18 195H20L19 196V198L21 197V200L23 201V200H26V201H30V199H31V196H32V198H34L35 200L33 201V199L31 200V201H33V202H37V203H34V204H36V205H30V206H32V207H30L29 206V208L27 209V207H26V214L25 215H27L28 217H30V218H28L27 217V219H31V220H34V221H31L30 223H28V233L25 235V234H23V233H21V232H18V230L14 227H12V221H15V219H16V221H19V216H17L18 214H17V212L19 211L18 209H17V212L16 211H14L15 210V208H13L14 206H13V204H10L11 202H3V203H1L0 204V235H1V232H3L4 234L3 235H5L6 236V238H4V236H3V238H4V240H3V242L2 241H0V264H53V262L55 261L54 260V258H56V256H59V255H66L67 253H71V254H73L75 251H77V250H75L76 248H78L79 249V247L81 246V244H80V246H78L79 244L77 243V245H71L72 243H71V240H68L67 241V237L68 236H70L69 234H72L74 231H76V229H78V228H81V229H79L80 231L82 230L83 231V229H84V226L86 225H89L90 224V226H91V224H93L94 225V222H97V221H99L100 220V218H103L102 219V221L104 220V216H107V215H105V213H106V211H105V209H108L109 208V206H110V203L108 204V205H104V203H103V205L106 207V208H104V211H103V213H104V215H103V213L101 214H98V215H100V218H99V216H95L94 215V209L96 210L97 208H91L90 206V209L89 210H84V211H80V212H76L75 213V215L70 219V220H66V222H64V223H60L59 222V220L57 221L59 224H56L55 225V227H56V229L58 230V231H53V233H59V231H60V233H61V236L57 233V234H55V235H53V233H51V234H49V235H47V237L45 238V236H46V234H44L45 232H46V230H42V231H44V232H40V234H41V236L43 235H45L44 237L42 236V239H40L41 238V236H40V234H38L39 232H38V230H40V228H41V226H42V221H44L45 220V218L47 219V216H46V214H48L47 212H46V209H47V207H45L46 206V204L47 203H50V204H52L51 202H49V200L50 201H52V202H55V199L53 198V197H51V198H49V199H47L48 197L47 196H50L51 194H52V192L54 191L53 189L55 188V185H54V188H53V185H52V187H51V185H49L50 186V188H48L49 190L51 189V188H53L52 190H48L49 192H47V191H45L46 189H45V187H39V188H35L34 186H35V184L33 185H30L31 184V181H29L30 179H32V178H30V170H28V168H27V166L25 167V165H24V163L23 164H19V165H16V166H11V167H9V169L5 166L6 164H13L14 163V165H15V161L16 160H14V157H15V155L12 153H9L8 151L6 152V151H3ZM30 152V151H29ZM32 152V151H31ZM40 152V151H39ZM49 152V151H48ZM60 152V151H59ZM58 152V153H59ZM101 152V151H100ZM146 152V151H145ZM188 152V151H187ZM187 152H185V153H187ZM193 152V151H192ZM204 152H205V150H204ZM1 153V152H0ZM38 153V152H37ZM53 153V152H52ZM57 153V152H56ZM61 153V152H60ZM79 153V152H78ZM82 153V152H81ZM94 153V152H93ZM30 154V153H29ZM33 154V153H32ZM67 154V153H66ZM70 154V153H69ZM154 154H156V156L154 155ZM236 154H238V155H242V157H240V156H238V155H236ZM47 155V154H46ZM58 154H56L54 157H58L57 156ZM68 155V154H67ZM85 155V154H84ZM91 155V154H90ZM148 155V154H147ZM146 155V156H147ZM150 155V156H151ZM194 155H195V153H194ZM193 155V156H194ZM205 155V154H204ZM235 155L238 157V158H235L234 159V157H235ZM32 156V155H31ZM35 156H36V154H35ZM79 156V155H78ZM145 156V155H144ZM18 157V156H17ZM46 157V156H45ZM49 157V156H48ZM54 157H52V159H54ZM72 157V156H71ZM199 157V156H198ZM204 157V156H203ZM35 158V157H34ZM67 158V157H66ZM69 158V157H68ZM73 158V157H72ZM80 158H81V155H80ZM80 158H79V160H80ZM153 158V159H154ZM196 158V157H195ZM205 158V157H204ZM8 159V161H7V163H6V160ZM24 159V158H23ZM33 159V158H32ZM36 159H37V157H36ZM46 159H48V158H46ZM56 159V158H55ZM141 159H143V156H142V158ZM153 159L151 160L152 162H153ZM181 159V160H180ZM43 160V159H42ZM45 160V159H44ZM44 160H43V162H44ZM63 160V159H62ZM216 160L218 161L217 162V164H218V166L217 165H212L213 167H214V170L213 171H208V168H206L208 165L210 166L212 163H215L216 162ZM220 160V161H219ZM240 160V164H238V161ZM242 160V161H241ZM33 161V160H32ZM37 162H38V159L36 160ZM70 161V160H69ZM73 161V160H72ZM72 161H71V163H72ZM78 161V160H77ZM83 161H84V159H83ZM98 161H99V159H98ZM104 161H103V163H104ZM148 161H150V160H148ZM147 161V162H148ZM150 161V163H152ZM22 162H24V161H22ZM21 162V163H22ZM26 162V161H25ZM36 162V163H37ZM43 162L42 161H40V159H39V166H41V164H43ZM94 162V161H93ZM97 162V161H96ZM143 162H144V159H143ZM146 162V163H147ZM192 162H195V163H193L194 165L192 166L191 164H192ZM53 163V162H52ZM55 163V162H54ZM101 163V162H100ZM125 163V162H124ZM135 163V164H136ZM141 163H142V161H141ZM145 163V162H144ZM211 163V164H210ZM16 164H18V163H16ZM35 164V163H34ZM49 164V163H48ZM75 164V163H74ZM85 164V163H84ZM91 164V163H90ZM115 164V163H114ZM134 164V163H133ZM58 166V164L56 163L55 164V166ZM80 165V164H79ZM83 165V164H82ZM81 165V166H82ZM85 165H87V164H85ZM113 165V164H112ZM115 165H117V163L115 164ZM130 165V164H129ZM150 165V164H149ZM35 167H36V165H34ZM43 166V165H42ZM100 166V165H99ZM98 166V167H99ZM137 166V165H136ZM143 166V165H142ZM208 166V167H209ZM217 166V167H216ZM13 167V168H12ZM46 167V166H45ZM92 167H94V166H92ZM104 167V166H103ZM112 167V166H111ZM120 167V166H119ZM128 167V166H127ZM130 167H132V166H130ZM141 167V166H140ZM151 167V168H152ZM12 168V169H11ZM54 168H56V167H54ZM53 168V169H54ZM60 168V167H59ZM69 168V167H68ZM78 169H79V167H77ZM76 168V169H77ZM84 168V167H83ZM88 168V167H87ZM91 168V167H90ZM100 168V167H99ZM115 168V167H114ZM118 168V167H117ZM126 168V167H125ZM129 168V167H128ZM133 169H134V165H133V167H132ZM137 168V167H136ZM144 168H146L145 167V165H144ZM30 169V168H29ZM57 169H58V167H57ZM72 169V168H71ZM106 169V168H105ZM101 170V169H97V171L96 172H93L91 175H89V181H88V183H85L84 182V184H88V186H87V188L89 189V191L91 190L92 192H93V190L94 191H100L101 189H108L109 187H110V185H111V183H112V181H111V176L109 175V172H107V170ZM107 169H109L108 171H112V169L111 168H107ZM139 169V168H138ZM141 169V168H140ZM166 169V170H165ZM213 169V168H212ZM33 170H35V168L33 169ZM56 170V169H55ZM98 170H100V171H98ZM114 170V169H113ZM115 170H117V169H115ZM125 170H130V169H125ZM125 170H124V172H125ZM150 169H148V171H147V175H149L148 174V172L150 173L151 171H149ZM40 171V170H39ZM53 171V170H52ZM80 171V170H79ZM83 171V170H82ZM89 171V170H88ZM126 171V172H127ZM56 172H57V170H56ZM59 172V171H58ZM68 172V171H67ZM75 172H76V170H75ZM81 172V171H80ZM84 172V171H83ZM120 172H122V171H120ZM154 172V173H153ZM48 173V172H47ZM51 173V172H50ZM64 173V172H63ZM129 173V172H128ZM127 173V174H128ZM138 173H140V171L138 172ZM141 173H142V171H141ZM158 173H160V172H158ZM162 173V172H161ZM39 174V173H38ZM69 173H67V175H68ZM81 174V173H80ZM83 174V173H82ZM135 174V173H134ZM144 174V173H143ZM152 174H151V176H152ZM58 175V174H57ZM70 176H68V177H66V179L65 180H67V183L70 185V184H72L73 183V181H75V180H77L76 178L78 177V175H76V174H69ZM84 175V174H83ZM123 175V174H122ZM126 175V174H125ZM137 175V174H136ZM145 175V174H144ZM49 176V175H48ZM52 176V175H51ZM77 176V177H76ZM80 176V175H79ZM120 176H121V174H120ZM129 176H130V174H129ZM141 177H140V180H141V178H142V175H140ZM146 176V175H145ZM164 176H165V174H164ZM88 177V176H87ZM131 177V176H130ZM130 177H129V181L132 179H130ZM136 177V176H135ZM157 177H158V175H157ZM218 177V178H217ZM59 178V177H58ZM128 178V177H127ZM147 178V177H146ZM163 178V177H162ZM162 178L161 179H159V178H156V179H159V180H162ZM165 178H168V177H165ZM164 178V179H165ZM214 178L216 179H219V180H217L216 182H212L211 183V179H213L214 180ZM40 179V178H39ZM38 179V180H39ZM87 179V178H86ZM124 179H126V177H124ZM139 179V178H138ZM150 179H153V185L151 184V186H153L152 188H154L153 190H156L157 191V195L155 196V198H153V200H149V201H144L146 204V206L145 207H143V208H140L139 209V212H137V214H136V218H138V219H133V217H131L132 218V220H136L135 221V224H134V222H133V226L130 228V231L129 230H127V231H129V232H125V230H124V228H123V230H121L122 229V227H120L119 228V230H118V235L116 234V237H117V241L119 240L120 242H122L123 244H125V246L127 247V246H129L130 248H132V247H136L137 248V250L138 251H141L142 249H144L145 250V248L144 247H149L151 244H156L157 242H159V239H160V242L161 241H163L162 240V237L164 238L165 237V234H166V232H167V228L168 227H166V218H165V215L167 214V212H166V209H167V207L168 206H170L169 205V203L167 202L166 203V201L168 200V199H165V197H166V194L168 193H170L171 191V189H173L174 187V189L176 190V185L174 184V183H172L173 181L171 180H169V179H167L168 181H170L171 182V184L172 185H170L169 186V184H167V182H161V181H159V182H161V183H166L165 184V186H167V187H165V186H160V185H162V184H160V183H158V184H160V185H158L159 187H154V185H155V182H154V179H155V176H154V178L152 177V178H150ZM149 178L148 179H146L147 181L148 180H150ZM163 179V180H164ZM194 179V180H193ZM16 180H14V181H16ZM52 180V179H51ZM59 180V179H58ZM61 180V179H60ZM118 180V179H117ZM128 180V179H127ZM126 180V181H127ZM166 180V181H167ZM192 180H193V182H192ZM8 181H9V178H8ZM7 181V182H8ZM49 181V180H48ZM83 181V180H82ZM114 181V180H113ZM123 181V180H122ZM125 181V182H126ZM136 181V180H135ZM134 181V182H135ZM10 182V181H9ZM36 181H34L33 183H35ZM53 182V181H52ZM78 182V181H77ZM87 182V181H86ZM115 182H116V180H115ZM132 182H133V180H132ZM138 182V181H137ZM142 182H144V180L142 181ZM146 182V181H145ZM151 182V183H152ZM197 182V183H196ZM28 183H29V185H28ZM59 183H62V182H59ZM79 183V182H78ZM127 183H128V181H127ZM195 183L197 184V186L195 185ZM237 183H241L240 184V187L239 188H236V187H238L239 185L237 184ZM4 184V183H3ZM16 184V183H15ZM56 184V183H55ZM67 184V185H68ZM83 184V183H82ZM112 184H114V183H112ZM125 184V183H124ZM123 184V185H124ZM135 183H133V185H134ZM143 184V183H142ZM145 184V183H144ZM147 184H148V182H147ZM183 184V183H182ZM182 184H180V185H182ZM189 184V185H188ZM6 185V184H5ZM9 185H10V187L12 186L11 185V182H10V184H8L7 186H5L4 188H5V190H4V193L2 192L1 194L3 195V197H4V199H6L7 197L6 196H8V195H11L12 193H11V189H9ZM59 185H61V184H59ZM73 185V184H72ZM80 185H81V183H80ZM126 185V184H125ZM128 185V184H127ZM126 185V186H127ZM137 184H135V187H133L132 186V184H131V186H132V189H130L129 188V186H128V188H129V192H128V190H127V193H128V195H129V197H130V194H131V197H132V199H133V196H136V193H134V192H136V190L137 189H139L138 188V186H136ZM192 185V186H191ZM235 185H238V186H236L235 187ZM4 186V185H3ZM18 186V185H17ZM43 186V185H42ZM49 186H46V187H49ZM63 186H64V183H63ZM78 186V185H77ZM113 186V185H112ZM122 186V185H121ZM120 186V187H121ZM125 186V187H126ZM150 186V185H149ZM182 186H184V185H182ZM193 186H196V187H193ZM242 186V187H241ZM13 187H14V184H13ZM34 187V188H33ZM67 187V186H66ZM70 187H72V186H70ZM141 187H143L142 185H141ZM145 187H148V186H145ZM186 187V186H185ZM187 187V188H188ZM192 187V188H191ZM235 187V188H234ZM1 188V187H0ZM12 188V187H11ZM20 188H18V189H20ZM111 188V187H110ZM135 188V189H134ZM137 188V189H136ZM149 188V187H148ZM156 188V189H155ZM181 188V187H180ZM196 188V189H195ZM240 188H243V189H240ZM2 189H3V187H2ZM13 189V188H12ZM45 189V190H44ZM76 189H78V188H76ZM75 189V190H76ZM83 189H85V186H84V188ZM168 189H170V190H168ZM183 189H185V188H183ZM236 189H239V190H236ZM254 189H256V191H253ZM9 190V191H8ZM14 190V189H13ZM37 190V191H36ZM38 190H42V191H38ZM56 190V189H55ZM87 190V189H86ZM125 190V188H124V190L123 191H126ZM134 190V191H133ZM143 190V189H142ZM152 190V189H151ZM181 190H182V188H181ZM236 190V192L238 191H240V193H239V195H237L236 196V194L234 193V191ZM3 191V190H2ZM15 191V190H14ZM13 191V193H15ZM18 191V190H17ZM52 191V192H51ZM66 191V190H65ZM64 191V192H65ZM82 190L80 189V192H81ZM85 191V190H84ZM110 191V190H109ZM121 191V190H120ZM139 191H141V190H139ZM138 190H137V192H139ZM144 191H145V189H144ZM178 191V190H177ZM187 191H188V189H187ZM186 191V192H187ZM191 191V190H190ZM190 191H189V193H190ZM197 191H200V190H197ZM241 191L243 192V193H241ZM55 192H57V191H55ZM63 192V193H64ZM86 192V191H85ZM92 192H91V194H92ZM155 192V191H154ZM174 192V191H173ZM181 192H183V191H181ZM180 192V193H181ZM192 192V191H191ZM237 192V193H238ZM9 193H11V194H9ZM78 192H76V191H74V190H70L69 191V189H68V192L66 193H64L63 195H62V198H61V200H59L58 199V201H59V203H60V205H62V204H67L68 203V205H70L71 203H73L74 201H75V199L78 197V194H77ZM97 193V192H96ZM100 193H101V191H100ZM113 193V192H112ZM125 193V192H124ZM142 193H143V191H142ZM188 193V194H189ZM193 193V192H192ZM199 193V192H198ZM233 193H234V195H233ZM80 194V193H79ZM103 194V193H102ZM117 194V193H116ZM122 194H123V192H122ZM121 194V195H122ZM132 194H134L133 196H132ZM138 194V193H137ZM141 194V193H140ZM140 194H139V196H140ZM156 194V193H155ZM175 194V193H174ZM173 194V195H174ZM182 194H184V193H182ZM191 194V193H190ZM200 194V193H199ZM199 194H196V196L198 195L199 196ZM217 194V195H216ZM254 194V195H253ZM36 195V196H35ZM110 195V194H109ZM120 195V196H121ZM124 195V194H123ZM170 195V194H169ZM176 195V194H175ZM253 195V196H252ZM33 196H35V197H33ZM111 196V195H110ZM118 196V195H117ZM154 196V195H153ZM186 196H187V193H186ZM185 196V197H186ZM193 196L195 197V191H194V193H193ZM192 196V197H193ZM197 196V197H198ZM221 196V197H220ZM251 196H252V198H251ZM9 197V200H10V196H8ZM40 197V198H39ZM57 197V196H56ZM80 197V196H79ZM78 197V198H79ZM97 197V196H96ZM125 197V199H127L126 198V196H124ZM137 197H138V195H137ZM137 197H135L133 200H134V202H136L138 199H136ZM149 197V196H148ZM151 197V196H150ZM171 197V196H170ZM175 197V196H174ZM182 197H183V195H182ZM202 197H200V199L202 198ZM218 197H220V198H218ZM223 197V198H222ZM15 198V197H14ZM13 198V199H14ZM39 198V199H38ZM112 199V202H111V204H113V205H115V207L117 208V209H119V213H120V211H122L123 209H125V206H126V200L124 201L123 200V198H121V197H111ZM142 198V197H141ZM178 198V197H177ZM255 198H256V196H255ZM255 198H254V200H251V202L252 203H255ZM28 199V200H27ZM79 199H82V198H79ZM151 199V198H150ZM170 199V198H169ZM176 199V198H175ZM174 199V200H175ZM188 199V198H187ZM192 199H194V200H196L195 198H192ZM221 199H222V201H221ZM257 199V200H258ZM15 200H17V198L16 199H14V201ZM39 200H42L43 202H41L40 203V201L38 202ZM78 200V199H77ZM104 200V199H103ZM109 200V199H108ZM136 200V201H135ZM143 200V199H142ZM146 200H148V199H146ZM171 200V199H170ZM86 201V200H85ZM172 201V200H171ZM184 201V200H183ZM188 201H189V199H188ZM24 202V201H23ZM32 202V203H33ZM87 202V201H86ZM95 202H96V199H95ZM98 202V201H97ZM130 202V201H129ZM185 202H187L186 200H185ZM190 202H191V204H192V200L190 199ZM195 202V201H194ZM222 202V203H221ZM250 202V204H252ZM9 203V204H8ZM16 203V202H15ZM31 203V204H32ZM57 203V202H56ZM77 203H78V201H77ZM85 203V202H84ZM83 203V204H84ZM92 203V202H91ZM90 203V204H91ZM107 203V202H106ZM137 203V202H136ZM135 203V204H136ZM17 204V203H16ZM22 204V203H21ZM38 204V205H37ZM58 204V203H57ZM82 204V206H84ZM89 204V203H88ZM93 204V203H92ZM91 204V205H92ZM97 204V203H96ZM190 204V207L192 206ZM195 204V203H194ZM197 204V203H196ZM249 204V205H250ZM257 204V203H256ZM263 204V203H262ZM27 205V204H26ZM60 205H58V206H60ZM78 205V204H77ZM80 205V204H79ZM102 205V204H101ZM102 205V206H103ZM140 205H142V204H140ZM173 205V204H172ZM189 205V204H188ZM198 205V204H197ZM253 205V204H252ZM18 206V205H17ZM47 206H49V205H47ZM66 206V205H65ZM73 206V205H72ZM71 206V207H72ZM81 206V207H82ZM102 206H100V204H99V206H98V208L99 207H102ZM103 206V207H104ZM133 206V205H132ZM131 206V207H132ZM143 206H144V204H143ZM175 206V205H174ZM201 206V205H200ZM257 206V205H256ZM258 206H260L259 205V203H258ZM263 206V205H262ZM23 207V206H22ZM69 207V206H68ZM75 207H76V205H75ZM97 207V206H96ZM114 206H113V209L115 208ZM129 207V206H128ZM130 207V208H131ZM137 207H138V205H137ZM189 207V208H190ZM264 207V206H263ZM53 208V207H52ZM55 208V207H54ZM86 208V207H85ZM112 208V206H110V208L109 209H111ZM115 208V209H116ZM127 208V207H126ZM174 208V207H173ZM193 208H194V206H193ZM199 208V207H198ZM200 208H202V207H200ZM209 208H211V207H209ZM208 208V209H209ZM253 208H254V205H253V207H252V209H251V206H250V208H249V212L252 210L253 211ZM256 208V207H255ZM255 208H254V210H255ZM262 208V207H261ZM23 209V208H22ZM71 209V208H70ZM74 209V208H73ZM132 209V208H131ZM195 209H196V207H195ZM195 209H194V211H195ZM251 209V210H250ZM257 209V208H256ZM76 210V209H75ZM102 210H103V208L101 209L100 208V211L102 212ZM133 210H135L134 209V207H133ZM192 210V209H191ZM216 210H219L218 208L216 209ZM61 211H62V209H61ZM98 212H99V210H97ZM96 211V212H97ZM117 210H115V212H116ZM124 211V210H123ZM129 212H130V210H128ZM172 211V210H171ZM185 211V210H184ZM194 211L192 210V218H193V221H195V223L197 222V220L198 219H196L197 217H196V214L194 213ZM207 211V210H206ZM256 211V210H255ZM16 212V213H15ZM21 212H22V210H21ZM54 212L56 213V210L55 209H53L52 210V212L51 213H53V216H55L54 215ZM69 212V211H68ZM75 212V211H74ZM125 212V211H124ZM166 212V213H165ZM175 212V211H174ZM180 212H182V211H180ZM208 212V211H207ZM246 212V213H245ZM49 213H50V211H49ZM50 213V214H51ZM109 213V212H108ZM113 213H114V211H113ZM118 213V212H117ZM133 213V212H132ZM188 213H190V211L188 212ZM195 214V216H194V214ZM201 213V212H200ZM199 213V214H200ZM216 213V214H215ZM227 213H228V215H227ZM264 213V212H263ZM15 214H17V215H15ZM22 214H24V213H22ZM71 214V213H70ZM69 214V215H70ZM94 216H93V215ZM123 214V213H122ZM127 214V213H126ZM181 214V213H180ZM187 214V213H186ZM212 214V215H213ZM219 214V215H218ZM223 215V217H222V215ZM248 215V216H245V215ZM253 214V213H252ZM25 215H24V217H25ZM72 215H73V212H72ZM113 215V214H112ZM116 215V214H115ZM129 215V214H128ZM127 215V216H128ZM135 215V214H134ZM173 215V214H172ZM189 215H191V214H189ZM206 215V214H205ZM220 215H221V217H220ZM225 215H226V220H225ZM260 215V214H259ZM20 216H21V213H20ZM109 216V215H108ZM118 216V215H117ZM126 216V215H125ZM132 216V215H131ZM164 216V217H163ZM167 216V215H166ZM210 216V215H209ZM252 216V215H251ZM258 216V215H257ZM262 216H264V214L262 215ZM22 218H24L23 216H21ZM49 217V216H48ZM120 217V216H119ZM173 217V216H172ZM211 218H212V216H210ZM254 217V216H253ZM19 218V219H18ZM109 218V217H108ZM117 218V217H116ZM121 218V217H120ZM127 218V217H126ZM126 218H125V220H126ZM135 218V217H134ZM162 218H164V219H162ZM206 218V217H205ZM262 218H264V217H262ZM25 219H26V217H25ZM26 219V220H27ZM50 219H51V217H50ZM67 219H68V217H67ZM98 219V220H97ZM119 219V218H118ZM121 219H123V217L121 218ZM128 219V218H127ZM253 219V218H252ZM49 220V219H48ZM48 220H46V221H48ZM97 220V221H96ZM128 220H130L131 221V219H130V217H129V219ZM128 220H126L127 222H129ZM200 220V219H199ZM246 220V221H245ZM261 220V219H260ZM15 221V222H16ZM21 221H24V220H21ZM30 221V220H29ZM46 221L43 223L44 224V227H45V223H46ZM62 221V220H61ZM106 221V220H105ZM123 221V220H122ZM124 222L125 224L127 223V222ZM168 221V220H167ZM175 221V220H174ZM183 221V220H182ZM193 221L192 222H189V223H193ZM28 222V221H27ZM51 222V221H50ZM56 222V223H57ZM101 222V221H100ZM115 222V221H114ZM204 222V221H203ZM208 222V221H207ZM217 222H219V223H217ZM226 222V223H225ZM260 222V221H259ZM16 223H18V222H16ZM21 223V222H20ZM108 223V222H107ZM106 223V224H107ZM131 223V222H130ZM129 223V224H130ZM194 223V224H195ZM264 223V222H263ZM22 224V223H21ZM21 224H20V226H21ZM52 224H54V223H52L51 222V225H48V227H51V228H53V229H51V228H48V227H46V228H48V229H50L48 232L50 233V231L51 230H54V228L55 227H52L53 225ZM99 224V223H98ZM103 224V223H102ZM105 224V225H106ZM114 224V223H113ZM129 224H128V226H129ZM170 224H172V223H170ZM176 224H177V222H176ZM215 224V225H216ZM261 224V223H260ZM25 225V224H24ZM110 225H112V224H110ZM121 225V224H120ZM178 225V224H177ZM189 225V224H188ZM199 225V224H198ZM216 225V226H217ZM47 226V225H46ZM85 226V227H86ZM95 226V225H94ZM93 226V227H94ZM100 226H101V224H100ZM99 226V227H100ZM109 226V225H108ZM122 226V225H121ZM124 226V225H123ZM170 227L172 226V225H169ZM175 226V225H174ZM193 226V225H192ZM209 226H208V228H209ZM223 226H222V228H223ZM22 227H23V225H22ZM106 227V226H105ZM112 227V226H111ZM124 227H126V226H124ZM193 227H196V225H194ZM205 227V226H204ZM206 227H207V225H206ZM211 227V226H210ZM212 227H211V230H212ZM219 227V226H218ZM83 228V229H82ZM101 228V227H100ZM114 228V227H113ZM200 228H202V227H200ZM12 229H14V231H12ZM17 230V232H16V230ZM44 229V228H43ZM90 229V228H89ZM94 229V228H93ZM116 229V228H115ZM114 229V230H115ZM185 229V228H184ZM210 229V228H209ZM208 229V230H209ZM228 229V228H227ZM227 229H226V231H227ZM229 229H230V227H229ZM264 229V228H263ZM26 230V231H27ZM78 230V231H79ZM88 230V229H87ZM99 230V229H98ZM97 230V231H98ZM113 230V231H114ZM171 230V229H170ZM169 230V231H170ZM179 230H181V229H179ZM204 230V233H205V231L207 232L208 230H205V228L203 229ZM5 231V232H4ZM77 231V232H78ZM81 231V232H82ZM91 231V230H90ZM176 231L178 232V230L176 229ZM175 231V232H176ZM48 232H46V233H48ZM76 232V233H77ZM87 232V231H86ZM96 232V231H95ZM173 232V231H172ZM186 232V231H185ZM263 232V231H262ZM39 235V236H37V234ZM93 233V232H92ZM117 233V232H116ZM171 233V232H170ZM180 233V232H179ZM191 233V232H190ZM227 233V232H226ZM83 234V233H82ZM114 234V233H113ZM169 233H167V235H168ZM176 234V233H175ZM241 234H242V236H241ZM264 234V233H263ZM56 235H58V236H56ZM78 235V234H77ZM93 235V234H92ZM170 235V234H169ZM168 235V236H169ZM178 235V234H177ZM191 234H189V236H190ZM73 236H75V235H73ZM109 236V235H108ZM192 236V235H191ZM231 236V235H230ZM40 237V238H39ZM58 237V238H57ZM110 237V236H109ZM170 237V236H169ZM177 237V236H176ZM179 237H180V235H179ZM225 237H227V234L225 235ZM263 237V236H262ZM67 238V239H66ZM111 238V237H110ZM113 238V237H112ZM178 238V237H177ZM182 238V237H181ZM185 238V237H184ZM193 238V237H192ZM205 238V237H204ZM2 239V238H1ZM47 239V240H46ZM72 239V238H71ZM109 239V238H108ZM186 239V238H185ZM188 239V238H187ZM195 239V238H194ZM257 239V240H256ZM262 239V238H261ZM45 240V241H44ZM76 240H77V238H76ZM172 240V239H171ZM198 240V239H197ZM197 240H196V242H197ZM200 240V239H199ZM262 240H264V239H262ZM261 240V241H262ZM110 241V240H109ZM108 241V242H109ZM165 241V240H164ZM168 241V240H167ZM166 241V242H167ZM172 241H174V240H172ZM180 241V240H179ZM189 242H190V240H188ZM204 241V240H203ZM226 241V242H225ZM260 241V242H261ZM2 242V243H1ZM113 242V241H112ZM169 242H171V241H169ZM178 242V241H177ZM193 242V241H192ZM200 242V241H199ZM205 242V241H204ZM264 242V241H263ZM4 243V244H3ZM71 243V244H70ZM79 243H81V242H79ZM84 243V242H83ZM110 244H112L111 242H109ZM109 243H108V245H109ZM121 243V244H122ZM163 243V242H162ZM161 243V244H162ZM191 243V242H190ZM198 243V242H197ZM164 244V243H163ZM196 244V243H195ZM201 244V243H200ZM203 244V243H202ZM84 245V244H83ZM119 245V244H118ZM117 245V246H118ZM160 245V244H159ZM173 245V244H172ZM191 245V244H190ZM38 247V249H37V253H38V255H36L37 253H35V255H34V249H35V247ZM74 246V252L72 253V247ZM78 246V247H77ZM112 246H114V245H111V247ZM122 246V245H121ZM163 246V245H162ZM180 246V245H179ZM192 246V245H191ZM212 246V245H211ZM264 246V245H263ZM76 247V248H75ZM106 247V246H105ZM109 247V246H108ZM128 247V248H129ZM152 247V246H151ZM155 247H156V245H155ZM160 247V246H159ZM169 247V246H168ZM182 247V246H181ZM185 247V246H184ZM204 247V246H203ZM202 247V248H203ZM260 247V246H259ZM82 248H84V246L82 247ZM110 248V247H109ZM108 248V249H109ZM114 248V247H113ZM140 248V249H139ZM153 248V247H152ZM170 248V247H169ZM171 248H172V246H171ZM174 248V247H173ZM180 248V247H179ZM183 248V247H182ZM215 248H213V249H215ZM264 248V247H263ZM68 249H71V250H69V252H68ZM107 249V250H108ZM119 249V248H118ZM120 249H121V247H120ZM125 249V248H124ZM168 249V248H167ZM175 249H176V247H175ZM201 249V248H200ZM82 250V249H81ZM80 250V251H81ZM86 250V249H85ZM114 250V249H113ZM129 250V249H128ZM135 250V249H134ZM164 250V249H163ZM173 250V249H172ZM178 250V249H177ZM203 250V249H202ZM209 250H210V248H209ZM218 250V251H217ZM115 251V250H114ZM125 251V250H124ZM124 251H122V252H124ZM143 251V250H142ZM148 251H150V250H148ZM164 251H166V250H164ZM168 251V250H167ZM197 251H199V250H197ZM205 251H208V250H205ZM212 251V250H211ZM214 251V250H213ZM78 252V251H77ZM99 252V251H98ZM100 252H102V251H100ZM107 252V251H106ZM111 252V251H110ZM120 252H121V250H120ZM119 252V253H120ZM121 252V253H122ZM129 252V251H128ZM127 252V250H126V252H124V253H126V255L127 254H129ZM130 252H131V250H130ZM147 252V251H146ZM172 251H169V253H171ZM202 252V251H201ZM259 252V251H258ZM261 252H262V250H261ZM113 253H115V252H113ZM118 253V252H117ZM120 253V254H121ZM123 253V254H124ZM142 253V252H141ZM166 253V252H165ZM168 253V254H169ZM177 253V252H176ZM195 253V252H194ZM199 253V252H198ZM207 253V252H206ZM210 253V252H209ZM107 254H109V253H107ZM107 254H106V256H107ZM135 254V253H134ZM150 254V253H149ZM167 254V253H166ZM179 254V253H178ZM177 254V255H178ZM183 254V253H182ZM196 254H197V252H196ZM68 255V254H67ZM99 255V254H98ZM105 255V254H104ZM122 255V254H121ZM125 255V254H124ZM131 255V254H130ZM141 255H143V254H141ZM140 255V256H141ZM146 255V254H145ZM176 255V256H177ZM207 255V254H206ZM82 256V255H81ZM102 256V255H101ZM100 256V257H101ZM109 256V255H108ZM112 256V255H111ZM116 256H118V257H115L114 258V260L116 261V263L114 262V264H129V260H130V262H131V260H133V257H135L136 258V261L137 260H141L140 258H139V255L138 254H136V255H134L133 257H122V256H120L119 254L118 255H116ZM173 256V255H172ZM193 256V255H192ZM69 257V256H68ZM72 257H73V255H72ZM119 257H122L123 258V260L121 259H119L121 262H117V261H119V260H117ZM144 258H145V256H143ZM161 257H162V254H161ZM170 257V256H169ZM179 257V256H178ZM189 257V256H188ZM201 257V256H200ZM208 257V256H207ZM63 258V257H62ZM61 258V259H62ZM75 258H77V257H75ZM102 258V257H101ZM100 258V259H101ZM106 258V257H105ZM111 258V257H110ZM125 258H126V260H125ZM166 258V257H165ZM174 258V257H173ZM180 258V257H179ZM182 258V257H181ZM196 258V257H195ZM205 258V257H204ZM58 259V258H57ZM69 259V258H68ZM72 259V258H71ZM79 259V258H78ZM99 259V258H98ZM129 259V260H128ZM176 259V258H175ZM189 259V258H188ZM202 259V258H201ZM70 260V259H69ZM75 260V259H74ZM164 260V259H163ZM166 260V259H165ZM169 260V259H168ZM178 260H180V259H178ZM191 260V259H190ZM73 261V260H72ZM76 261V260H75ZM81 261V260H80ZM84 261V260H83ZM101 261H102V259H101ZM100 261V262H101ZM111 261V260H110ZM109 261V263H111L112 264V261L110 262ZM141 261H143V260H141ZM158 261H160V263H161V258H160V260L158 259ZM157 261V262H158ZM186 261V260H185ZM193 261V260H192ZM97 262H99V261H97ZM108 262V261H107ZM134 262V261H133ZM139 262V261H138ZM66 263H67V261H66ZM65 263V264H66ZM88 263V262H87ZM87 263H85V264H87ZM96 263V262H95ZM106 263V262H105ZM108 263V264H109ZM132 263V262H131ZM135 263V262H134ZM156 263V262H155ZM169 263V262H168ZM78 264H81V263H78ZM83 264V263H82ZM92 264V263H91ZM100 264H102V262L100 263ZM107 264V263H106ZM136 264H137V262H136ZM139 264H141V262H139ZM162 264H165V263H162ZM170 264V263H169ZM177 264V263H176ZM202 264V263H201Z\"/></svg>","mask_w":264,"mask_h":264}]
</instances>
